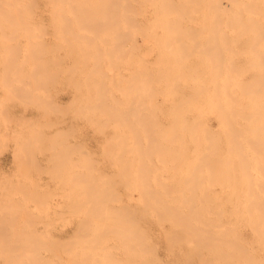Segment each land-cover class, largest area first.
<instances>
[{"label": "bare ground", "instance_id": "1", "mask_svg": "<svg viewBox=\"0 0 264 264\" xmlns=\"http://www.w3.org/2000/svg\"><path fill=\"white\" fill-rule=\"evenodd\" d=\"M5 3H6V5H11V6H15V7H17L18 9H21L23 6H25L24 4L22 5V2H20V0H3ZM23 1V0H22ZM29 2H32V0H28ZM34 1V0H33ZM35 1H37V0H35ZM50 1H52V2H58V1H56V0H50ZM63 0H61V2H62ZM78 1V0H77ZM94 1V2H93ZM92 2H93V5L96 7V5L95 4H98V3H101L102 5H106V4H108V3H105V1L106 0H102V2L100 1H97V0H93ZM107 1H110V2H112L111 4H112V6H110V7H112V8H114L113 7V0L111 1V0H107ZM106 1V2H107ZM116 1V0H115ZM118 1V0H117ZM127 1V0H126ZM144 1V0H143ZM150 1V0H149ZM163 1V3L162 4H168V6L169 5H172V3L175 1V0H162ZM180 1H182V0H180ZM180 1H177V2H179L178 4L177 3H173L176 7L174 8L173 7V9L174 10H172V11H175V9L177 10V8H181V9H184L183 11L185 12V11H188V8H189V4H190V2L189 1H192V0H189V1H187V0H183V2H181V3H183V4H180ZM185 1H187L189 4H187L188 6H185L184 5V2ZM199 3V5H198V3ZM196 1H192V3L193 2H196L197 3V6H200V2L202 3V2H205L206 0H196ZM211 2H213L212 0H210ZM227 1H230L232 4L231 5H233V4H239V3H243V5H245V7L243 6V8H241V7H239L240 5H238L237 6V8H236V10H238V12L236 11V12H234L235 10V8H233V6H229V4H228V6H226V4H224V5H222L221 4V1L220 0H216L215 1V3H213V5H209V7H212L211 8V10H210V8L209 7H207L206 9H208L209 11H213V13H214V19L213 20H215V22H213V21H210V19H212V18H209L208 20L210 21V23L209 24H207V25H212V24H214L215 25V28H213V29H211L212 30V32H210V34H209V31H210V29H208V28H212L213 27V25H212V27H210V26H208V28H203V29H205V32H206V30L208 29L209 31H207L208 32V34H206L205 32V35L204 36H207V38L205 37H203L204 39H202V37H201V39H200V35L201 36H203L202 34H204V33H202V34H199L200 32L199 31H203V29H202V27H204L202 24H204V23H202L201 22V25H202V27H201V29H196V32H198V33H195V35L193 34V32L192 31H194L195 32V29H192V27H188L189 25L191 26V24H189V25H186V26H184L185 28H186V31L188 30L190 33H188V35L186 34L187 32H185V33H183L182 32V30H185V28L184 29H179L181 26H178V24L180 25V23H178L177 21V19H175V17L173 18V17H171V21H176L178 24L176 25V24H174V26L176 27L177 26V28L175 29V27H173V28H171V29H173V31H176V35H178V36H180L181 35V33H183L184 35H187V38L188 39H186V40H189V38H191V37H193V38H191L190 40H192L193 42H198V43H200V46L202 45V43L204 44H207V45H209V46H205V47H201V49H199V50H202V52H203V50L205 51V53H207V54H205V56H208V57H210V63H212V61L211 60H213V67L211 66V70H210V73H211V75H212V80H210V81H208L207 82V85L208 84H214L213 86H209L208 85V87H203V85H199V83H198V85L200 86V87H192V86H190V87H187V86H178V83H179V85L181 84V82H188L187 80H178L177 78H176V76H179L178 74L179 73H181L180 71L178 72H176L175 71V73H174V70H173V72H169L168 70V66H169V63H163V59H164V57L162 58L161 56H160V53L158 54L159 55V57H161L160 58V60H161V62L163 63V64H166V68H167V70H166V72H165V74L167 75V74H169L170 73V76H171V80H169L170 78V76L169 75H167L168 76V78L169 79H167L166 78V80H165V85L168 83V85L167 86H169V84L171 83V84H173L174 83V85H175V87L174 86H172L171 85V87H161L159 84V86H157V84L156 83H159V80L160 79H155V77L153 76V78H152V76H150L151 74H155V69L152 71V72H150L149 71V69L148 68H146L145 66L147 65L148 66V64H146V65H144L143 64V62H142V64L144 65V66H142L141 64H139V66L141 65L142 67V69L141 68H138L139 66H136L135 67V69H137V71L135 70V69H132V70H135L136 71V74L135 73H132V75H133V78H132V80H131V83H132V81L133 80H135V82L133 83L134 84V86H131L132 87V89L134 88V90L136 91V94L135 95H133L132 96V93H131V90H130V87H129V85L127 84V86L129 87V90H127L126 88H123V86L121 85L122 83V80H124L126 77V75L125 76H123V78L124 79H122L121 81L119 80V79H117L118 81H120V82H118L117 81V83H115L116 85L118 84V83H121L120 85L121 86H119V88H122V89H126L127 90V93L128 92H130L131 93V96L133 97L132 99H134V100H132L131 99V102H134L135 104V107H134V109H132L133 108V106L131 107L130 105H128L129 106V108L128 109H123L122 107H120L119 108V106H120V101L122 100V97H124L123 95H122V97L120 98V101H118L117 103H115L117 106H118V103H119V106H118V108H119V110L117 111H115L114 109H117L116 107H114V102H116V100L118 99H114V94L115 93H111V97H113V101L111 102H108L107 100V98L108 97H106L105 95L107 94H105V88L106 87H110V85L109 86H106V87H104L105 85H106V83H102V82H105V80H104V78H102V76H101V80H103L102 82L100 81V79H99V83L97 82V81H95L94 79H95V75L96 74H90V76L91 75H94L93 76V83L95 84V86L97 87V89H96V91H98V93L100 92L99 90V88L101 87H99V85L100 84H104V86H103V88H102V91L101 92H103L104 94H103V97H102V93H99L100 94V98H102V101H101V99H100V102L98 101V102H94V100H96V99H92L91 98V101L93 102V103H95L96 105L95 106H93V107H97V106H99V108L98 109H101V110H103L107 115H108V117H105V119L104 120H101V119H99V121L101 122V124L103 123V121H105L104 123L105 124H103V125H105V127L104 128H102L103 130H99L100 132L102 131V133H104L105 132V128H107V126L108 125H110V122H126L125 124H128L129 122V124H132L131 126L129 125L128 127V129H130V131H132L131 132V134L132 135H129V136H132V138L131 139H133L132 141H133V144L132 145H130L129 147V150L130 149H133V150H135L137 153L135 154L134 153V156L135 155H138L139 157H137V162H139L140 164V166L137 168L138 170H137V172H136V175H135V177H136V179H137V181L140 183L139 184V187H141V190H140V188H138L137 186H136V183H137V181H135L136 179H134L135 177H130V178H132L136 183L134 184L133 182V186L132 187H137L140 191V196H142L141 197V199H139V202H141L142 203V205L140 206V208H138L139 210H136L135 209V211L134 210H132L129 206V203H125V204H127L128 206H122V208H119L118 209V207H120V204L117 206L116 205V207H114V205L112 206L111 205V207H112V210L113 211H111V207H110V205L108 206V205H106V204H108L107 202H106V200L107 199H115V195H113V192L114 191H116L115 189H114V187H113V189H114V191H112V186H111V188H109L110 187V184L112 183L113 184V178H115L116 176H118L119 178L121 177L122 178V176L121 175H123V174H121L122 173V171L121 170H123L124 171V169L127 167H130V165H132L133 164V158H132V164H130L129 166H126V167H123L124 169H122L121 168V170L119 169L118 171H121V173L119 174L118 173V171H117V174H119V175H117V174H115V176H114V173H113V175L111 174L110 176H114L113 178L111 177V180H110V184L109 185H107V183L109 182V177H108V174H110V173H107V175L105 176V174H103V175H101V178H108V182L106 183L105 181H104V183H106V184H104L103 185V187H102V184H103V182H101V189L98 191V189H99V187H94L93 185H95L96 184V182H97V180L96 181H94V183L95 184H93L92 182H91V180H92V174L90 173L89 174V172H92V170H94L92 167H94V165H93V162L92 161H94L92 158V161H91V159H90V157H88L90 160H89V162L92 164V167L91 168H89L88 169V171L90 170V169H92L91 171H89L88 172V174H86L85 172H84V175L86 174L87 176L86 177H88L89 179H87V180H82L81 179V177L83 176V174L82 175H80L79 173V169H77V170H75L76 168H74L73 170H75V171H78L79 173H76V174H79V177H77V175H75V176H73V177H77L76 179H77V182H75L76 180L73 178L72 180H70L69 178V180L70 181H72L71 182V186L72 187H74L73 186V182L74 183H76L77 184V186L80 184V186H83L84 187V192L83 193H87V195H86V197L85 198H87V199H85V198H83L84 200L83 201H80L79 199V204L81 203V202H83V204L81 203V205H83L84 206V201H86L87 200V202H88V200L90 201V199L88 198V197H90L91 198V200L92 201H90V205H91V207L90 208H92V206H93V211H94V213L95 214H91V212H90V210H89V214H90V216H91V218L92 217H96V216H98V218H100V217H102V218H100V219H96V218H94V220L96 219L97 220V224H98V233H93L92 231H91V233H89L88 231H86V228L87 227H89V225L91 224V220L89 221V217L87 216V213H83V214H86V216H87V219H85L86 220V222H87V224H89L87 227L86 226H83V227H86V228H83V227H81L80 226V221H78V224L77 225H79L80 227H81V229L80 228H78V229H76L77 230V232H75L74 233V235H72L73 237H74V239H73V237H70L69 235H68V237H66L67 238V240L65 241H63V242H66L67 244L65 245V244H63V242H59L57 239H55L54 240V242H53V245L52 246H50L51 245V241H52V239L54 238V236L53 235H56V234H53L52 236V239H51V241H48L49 239L46 237V235H44L43 233H42V231H39V232H37L36 231V233L39 235V236H41L40 237V239H38L39 238V236H37V239L35 238L34 240H40L39 242H41V240H42V242H43V245H42V243H41V245H42V247H45V249H46V247L49 249V250H51V249H57V247L56 246H58V245H63L62 247H61V249H59V250H61L60 252H63V251H65V249L66 250H68L67 249V247L69 248H71L72 246H68V245H71L72 243H73V240H75L74 241V245H76V244H78V245H80L79 247H84V251H85V253H84V251H82L83 252V254H85V258H84V255H83V259H85V261L88 259H91V258H93V255L94 254H100L101 252H100V250L101 249H104V251H105V249L106 248H104L106 245H104V242H105V239H107L106 237L110 234V233H112V234H114V235H118V236H120V237H122L123 238V241H122V239H121V241L123 242V246H124V251H126V253L128 254V261H126V264H153V263H150L149 261V257L152 255H150L149 257L148 256H146L147 258L146 259H148V260H145V258H143V259H141V261H138V262H132V263H130L131 261H130V256H131V254L132 253H134L136 256H134L135 258L138 256V254H140V255H142V253H144V251H147L148 250V248H147V243H149L148 241V238H146V236H145V234H146V229H145V227H144V225L142 226V225H140V223H139V220H140V218L142 217L140 214H142L143 215V213L144 212H146V213H154L155 214V217H159V218H161V220H163V221H167V222H169L175 229H177V230H183L184 232H186L187 231V233L185 234L184 232V234L185 235H187L188 233H189V239H188V237L186 238V239H188L189 240V242H190V240L192 239H194L195 240V245H194V243H191V244H193L192 246H195V247H193V248H195L194 250V252H195V254L198 256V259H197V262H201L200 260H199V257L201 258V256H202V254L199 252V250L200 249H202V248H208V249H211V250H213L214 252H215V255L214 256H216V257H220L221 258V260L223 259L224 260V262H225V259L224 258H226L227 260H226V263H228L229 262V264H230V262H233L234 261V259L237 261V262H239L240 264L242 263V264H264V22H263V20L262 21H258L259 19L261 20V18L262 17H260V18H258V15H261V13L262 14H264V0H227ZM1 0H0V6L1 7H3L2 5H1ZM28 2V6L29 5H31V7H33L34 8V2L31 4V3H29ZM54 2V6H55V3ZM80 2V1H79ZM83 3H84V1H82ZM87 2V1H86ZM85 2V3H86ZM91 2V3H92ZM95 2H98V3H95ZM103 2H104V4H103ZM109 2V3H110ZM119 3H120V0L118 1ZM118 2L116 3L115 2V4H118ZM130 2H131V0H130ZM129 2V3H130ZM142 2V1H141ZM140 2V3H141ZM147 2H148V0H147ZM151 2H152V0H151ZM151 2H149V3H151ZM156 3V1H153V3ZM208 2V1H207ZM206 2V3H207ZM27 3V2H26ZM36 3V2H35ZM38 3V2H37ZM36 3V4H37ZM40 3V2H39ZM65 3V2H64ZM69 3H71V2H69ZM84 3V4H85ZM91 3H90V5H91ZM95 3V4H94ZM125 3H127L128 5H129V3L128 2H125ZM139 3V2H138ZM143 3V2H142ZM141 3V4H142ZM145 4H146V2H144ZM153 3H152V5H153ZM157 3H159V5H161L160 4V1L158 0L157 1ZM156 3V4H157ZM191 3V4H192ZM195 3V4H196ZM209 3V2H208ZM3 5H4V3H2ZM22 5V7H18L17 5ZM35 4V5H36ZM45 4V3H44ZM68 4V3H67ZM84 4H83V6L81 7V9L83 8V7H86L87 5L89 6V4H85L86 6H84ZM110 4V5H111ZM126 4V6L125 5H120V8L121 7H124V9H126L125 10V12L126 11H130L131 9V11L135 14V13H137L139 16L141 15V14H139L141 11H139V8H136V5L134 6L133 5V3H132V7H131V3H130V6H128ZM210 4V3H209ZM212 4V3H211ZM259 4L261 5V6H259ZM26 5V6H27ZM38 5V4H37ZM40 5V4H39ZM60 5H62V4H60ZM69 5V4H68ZM71 5V4H70ZM93 5L92 6H90V8H92L93 7ZM102 5H100V7L102 6ZM138 5H140V4H138ZM138 5H137V7H138ZM147 5H148V3H147ZM150 5V4H149ZM148 5V6H149ZM158 5V4H157ZM156 5V6H157ZM181 5V6H180ZM27 6V7H28ZM42 6V5H41ZM73 6H75V5H73ZM97 6H99V4L97 5ZM107 6V5H106ZM146 6V5H145ZM144 6V7H145ZM162 6V5H161ZM161 6H159V7H161ZM180 6V7H179ZM184 6V8H182ZM191 6V5H190ZM192 6L194 7V4H192ZM191 6V7H192ZM196 6V7H197ZM204 6H207V4L206 5H204ZM234 6H236V5H234ZM0 7V8H1ZM5 7V6H4ZM4 7L2 8V9H4ZM7 7V6H6ZM27 7H26V13L28 14V12L32 9L31 7H28L29 9V11H27ZM37 7V6H36ZM36 7H35V9H36ZM39 7V6H38ZM43 7H44V5H43ZM79 7H80V5H79ZM95 7H94V9H95ZM128 7H130L129 8V10H128ZM134 7V8H133ZM142 7L143 6H141V9H142ZM151 7V6H150ZM164 7V6H163ZM170 7V6H169ZM187 7V10L185 9ZM200 7H202L201 9H203L204 7L201 5ZM200 7H197V8H194V10L195 11H197L196 13H199L198 12V10H201V9H199ZM239 7V8H238ZM9 8V9H8ZM14 7H12V10H13V12H15L16 11V9H13ZM23 8H25V7H23ZM44 8H48V7H44ZM61 8V7H60ZM64 8V7H63ZM98 8V7H97ZM101 8H103V7H101ZM101 8H99L100 10H101ZM111 8V9H112ZM116 8V7H115ZM117 8L118 9H120L119 8V5H117ZM116 8V11H120V13H121V11L123 10H118ZM155 6H154V13H158V12H155ZM165 8V7H164ZM164 8H163V11H164ZM166 8H167V5H166ZM165 8V9H166ZM38 9V8H37ZM50 9H52V7L50 8ZM56 9V8H55ZM62 9V8H61ZM73 9V8H72ZM84 9H87V10H89L88 8H84ZM93 9V10H94ZM105 9H107L106 7L103 9V10H105ZM133 9H138V11L136 12V10H133ZM140 9V10H141ZM146 9V8H145ZM160 9H162V8H160ZM160 9H159V12L161 13V11H160ZM172 9V8H171ZM171 9L170 10H168V8L166 9V10H168L170 13L172 12L171 11ZM192 8H190L189 9V11L191 10ZM198 9V10H197ZM205 9V8H204ZM243 9H245V11H247L250 15L252 14V15H254V16H257V18L255 17V18H252V17H254V16H250L252 19H257L256 21H254V22H251V19L249 18L248 20L249 21H247V19L246 18H244V13H241V10H243ZM6 10V12L8 11V10H11L10 9V7H7V9H5ZM5 10L3 11V12H5ZM39 10V9H38ZM57 10V9H56ZM63 10V9H62ZM65 10V9H64ZM79 10V9H78ZM91 10V9H90ZM96 10V9H95ZM144 10V9H143ZM149 10V9H148ZM152 10V9H151ZM164 11V15L162 16V17H166V13L168 12V11ZM179 10V9H178ZM194 10H192L193 12H195ZM262 10H263V12H262ZM21 11V12H20ZM17 10V12H19V13H21L22 14V10ZM37 11V10H36ZM54 10H52V12H53ZM86 11V10H85ZM111 11H113V9L111 10ZM146 11V10H145ZM157 11V10H156ZM162 11V12H163ZM181 11V10H180ZM183 11H181V12H183ZM207 11V10H206ZM240 11V12H239ZM12 11H8V13H10L11 15H12V13H11ZM35 14H36V12L35 11H33ZM33 12L32 11H30L29 12V14H33ZM64 12V11H63ZM63 12H59V14L60 13H63ZM66 12V11H65ZM65 12H64V14L63 15H67V14H65ZM72 12V11H71ZM81 12L83 13V15L86 13V12H83V11H79V13H80V16H81ZM88 12V14L90 15L91 13H89V11H87ZM92 12V11H91ZM98 13V9L96 10V11H94V17H95V15H96V13ZM99 12H102V11H99ZM106 14L109 12V10L107 9V12H106V10L104 11ZM139 12V13H138ZM148 12V11H147ZM168 12V13H169ZM179 11H177V13H178ZM181 12L179 13V14H181ZM210 12V13H211ZM243 12V11H242ZM0 13H2L1 11H0ZM55 13H57L56 11H55ZM73 13V12H72ZM76 13V9H74V13L73 14H75ZM93 13V12H92ZM103 13V12H102ZM117 13V12H116ZM126 13H128V12H126ZM144 13H146V12H144ZM201 14H202V12H200ZM199 13V14H200ZM203 13L204 14H206L204 11H203ZM213 13H211L210 15L213 17ZM14 14H16V16H18V14L15 12ZM13 14V16H15ZM26 14V15H27ZM27 15V16H31V15ZM35 14H33L32 16H34L35 17ZM58 14V13H57ZM69 14H70V12H69ZM101 14V13H100ZM106 14H105V16H106ZM113 13L112 12H110V14L108 13V15L110 16L111 15V17L113 16L112 15ZM123 14H124V12H123ZM137 14H135V15H137ZM159 14V13H158ZM185 14H187V13H182L180 16H177L176 15V17L178 18V19H180V17L182 16V15H185ZM199 14H197V15H199ZM243 14V15H242ZM4 16H7V18H9V16L8 15H5V13L3 14ZM2 15V16H3ZM20 15V14H19ZM23 15H25V14H22V16ZM63 15H60V16H62L63 17ZM83 15H82V17H83ZM98 15V14H97ZM116 15L117 14H115V17H116ZM125 15V14H124ZM126 15H128V17H130L129 15L130 14H126ZM134 15V16H135ZM142 15H143V11H142ZM155 15V14H154ZM168 15V14H167ZM190 15V14H189ZM187 16V17H189V18H192L193 16H194V14L192 13V15H191V17L190 16ZM196 15V14H195ZM196 15V16H197ZM207 15H208V13H207ZM13 16H11V17H13ZM31 16V18H33ZM41 16V15H40ZM39 16V17H40ZM53 16V15H52ZM67 16H70V15H67ZM67 16H66V19H68L67 18ZM76 16H78V14L76 15L75 14V18H76ZM86 16V15H85ZM84 16V17H85ZM93 15L91 14V18L92 19H90L89 18V23H91V25L93 24V26H91V28L93 27H95L94 26V23L96 24V23H98L99 22V25L97 24V26H100V25H105V23L104 24H100L101 23V19L100 18H102V17H98V16H96V17H98L96 20H99L100 19V21H96L95 19H93V17H92ZM100 16V15H99ZM104 16V18H105V20L104 21H106L107 20V18H108V20H109V16H107V18ZM118 16V15H117ZM121 16V14L119 15V17H116L117 18V20L119 19H121L122 18V16ZM131 16V18H135V17H137V16ZM145 16V15H144ZM143 16V17H144ZM157 16V15H156ZM159 16H160V14H159ZM168 16H170V15H168ZM195 16V17H196ZM203 17H204V15H202ZM210 16V17H211ZM264 16V15H263ZM1 17V16H0ZM29 17H26V20L28 21L29 19H27V18H29ZM44 17V16H43ZM54 17H55V15H54ZM58 17H59V15H58ZM81 17V18H82ZM88 17H90V16H86L85 17V20L87 21V23H88ZM95 17V18H96ZM154 17V16H153ZM153 17H152V21L154 20L153 19ZM158 17V16H157ZM162 17L160 18V21H159V17L158 18H156L155 20H156V27H158L157 26V19H158V21H159V23L161 22V21H163V20H161L162 19ZM185 17V16H184ZM184 17H181L182 19H184ZM195 17H193V19H191V20H195ZM208 17H209V15H208ZM207 17V18H208ZM18 18V17H17ZM16 18V19H17ZM21 17H19V19H18V23H14V22H12L13 23V25L15 26V25H17V24H20V23H24L25 25H26V23L28 24V22H30V20L27 22L26 20H24V22L22 21L21 22V19H20ZM23 18H24V16H23ZM70 19H71V21L74 19V16L72 17H69ZM87 18V19H86ZM113 18V17H112ZM126 18V17H125ZM124 18V19H125ZM138 18V17H137ZM140 18V17H139ZM138 18V19H139ZM186 18V17H185ZM200 18H202L201 16H200ZM206 18V19H207ZM2 19V18H1ZM25 19V18H24ZM42 19V18H41ZM44 19V18H43ZM47 19V18H46ZM64 19V18H63ZM62 19V20H63ZM115 19V18H114ZM128 19V21L130 20V18H126L125 20H127ZM136 19V18H135ZM134 19V20H135ZM150 19V18H149ZM164 19V18H163ZM182 19H181V21H182ZM187 19V18H186ZM197 19V18H196ZM203 19V18H202ZM245 19H246V21H245ZM20 20V21H19ZM23 20V19H22ZM55 20V19H54ZM57 20V19H56ZM78 20H79V18H78ZM92 20L94 21V23H92ZM116 20V21H117ZM118 20V21H119ZM123 20V19H122ZM137 20V19H136ZM136 20H135V23H136ZM141 20V19H140ZM166 20V19H165ZM168 21H167V26H173V24H171V23H173V22H170L169 21V19H167ZM185 20V19H184ZM190 20V19H189ZM204 20V19H203ZM9 21V20H8ZM25 21H26V23H25ZM35 21L36 20H34V22H32L33 24L35 23ZM40 21V20H39ZM42 21V20H41ZM45 20H43V22H44ZM60 21V20H59ZM59 21H57V22H59ZM117 21V22H118ZM151 21V20H150ZM180 21V20H179ZM198 21V20H197ZM199 21H201V20H199ZM198 21V23H200ZM253 21V20H252ZM4 22H7L6 20L4 21ZM10 22V23H11ZM20 22V23H19ZM37 22V21H36ZM67 22V21H66ZM75 22H77L78 23V21H76L75 20ZM82 21H79V23H81ZM107 22V21H106ZM110 25L112 24L111 22H113V21H111V19H110ZM108 22V23H109ZM115 22V21H114ZM116 22V24H118ZM121 22V21H120ZM123 22V21H122ZM130 22H132V24H133V21H130ZM130 22L126 25L127 27L128 26H130ZM138 22V21H137ZM183 22V21H182ZM195 22H196V20H195ZM206 23H208V21H205ZM211 22H213V23H211ZM2 23H3V19H2V22H1V24H0V26L1 27H3L2 26ZM11 23V24H12ZM46 24H43V23H41V24H43L42 26H44V29H43V31L45 30V26L47 27V22H45ZM50 23V22H49ZM52 23V22H51ZM62 23H64V22H62ZM61 22H60V24H62ZM68 23V22H67ZM72 23H74V22H72ZM71 22H69V24H70V26H71V24H72ZM84 23H86V22H83V24ZM102 23H103V21H102ZM124 23V22H123ZM123 23H119V24H123ZM158 23V24H159ZM161 23H163V22H161ZM10 24V25H11ZM24 24H22V25H24ZM31 24V23H30ZM39 24V23H38ZM54 23H52V25H53ZM56 24V23H55ZM59 24V25H60ZM65 25H60L61 27H62V29H63V27L65 28V27H68L69 26V24H67V26H66V23H64ZM118 24V27H119V30L121 31V29L122 28H120V26L121 25H119ZM137 24V23H136ZM139 24H141L140 22H139ZM138 24V25H139ZM154 24V23H153ZM152 24V25H153ZM181 24H183V23H181ZM196 24V23H195ZM4 25V24H3ZM7 25V24H6ZM58 25V24H57ZM75 25V24H74ZM81 25V24H80ZM89 25V24H88ZM88 25H84L85 27L86 26H88ZM106 25H108L107 26V28L106 29H108L109 27H110V25L109 24H107L106 23ZM106 25H105V27H106ZM137 25V27H136V29L135 30H137L138 28L140 29V26L141 25H139L138 26ZM161 25V24H160ZM163 25H165V24H163ZM162 25V26H163ZM196 25H198V24H196ZM48 26H49V24H48ZM55 26V25H54ZM73 26V25H72ZM75 26H77V25H75ZM90 26H88V29L90 28ZM96 26V27H97ZM114 26V23H113V25L111 26V27H113ZM124 26V25H123ZM132 26H134V25H132ZM150 26V25H149ZM183 26V25H182ZM1 27H0V29H1ZM6 27H8V26H6ZM17 27V26H16ZM21 27V26H20ZM19 27V28H20ZM25 26H23V28H24ZM51 27H53V26H51ZM58 26H56V27H53L54 28V30H56V28H57ZM131 27V26H130ZM143 27V26H142ZM145 27V29H147L148 27H146V25L144 26ZM170 27H168L169 29H170ZM179 27V28H178ZM231 28L232 27V29H233V27H235V28H237V30L235 31V32H233V33H235V35H236V33L238 34H240V35H242L243 36V34H248V36L250 35L251 36V34H252V38L250 39V38H247L248 39V41L250 42L248 45H249V47L251 48V51L253 52V53H255V56L253 57V59L254 60H252L253 61V63L251 64V66L253 67V68H258L259 67V69L258 70H253V73L251 74L253 77H250V78H241L240 76H239V74H242V72H244V71H247V70H245L244 68H240V69H242V72L240 71V69L238 68L239 66H234V68H237V69H234L233 68V62L235 61V59L234 60H232L233 62L231 63V59H229L230 57H228V53L226 54V51H232V52H230V53H232L233 54V52H234V49H235V47H239V46H241V45H239L238 43H240V44H242L244 41H246L247 39H245L244 38V36H246V35H244L241 39H243V42H241V39H240V42L238 41V43L234 40V39H232V37L233 36H231L230 37V39H232V40H230L229 39V32L231 31V29H230V31H228V35H227V31H225V29L226 28ZM4 28H5V25H4ZM26 28H29L28 27V25H27V27ZM72 28H75L74 26L73 27H70V29H69V27H68V29H64L66 32H68V30H71ZM77 28H80V27H76L75 29H77ZM82 28V27H81ZM87 28V27H86ZM86 28H84V29H86ZM129 28V27H128ZM134 28H135V26H134ZM164 28H166V26L164 27ZM196 28V27H195ZM198 28H200V26L198 27ZM235 28H234V30H235ZM16 28L14 27V29H12V31L14 32V30H15ZM18 29V28H17ZM16 29V30H17ZM21 29H22V27H21ZM25 29V28H24ZM37 29H38V27H37ZM39 29H40V27H39ZM50 31H52L50 28H48ZM95 29V28H94ZM98 29H100L99 27L98 28H96V35H97V32H100ZM114 29V28H113ZM116 30L118 29L117 28V26H116V28H115ZM130 29L131 28H129V31L128 30H126L125 28H123V32H125V31H128V32H132V33H134L133 32V30L132 31H130ZM138 29V30H139ZM144 29V28H143ZM156 29V28H155ZM169 29H167L166 31H169ZM170 29V30H171ZM15 30V31H16ZM20 30V29H19ZM30 28H29V32H30ZM49 30H47V32L49 31ZM53 30V31H54ZM58 30V29H57ZM74 30V29H73ZM72 30V32L74 33V31ZM101 30L103 31V26H101ZM109 30V29H108ZM108 30L106 31L107 32V34H108ZM116 30H114L115 31V33H117L116 34V36H117V38H119V36H120V34H122V31L120 32L119 30H118V32L116 31ZM137 30V31H138ZM148 30L150 31V29L148 28ZM148 30H146L147 32H148ZM157 30V29H156ZM159 30H161L160 29V27H159V29H158V31ZM164 30V29H163ZM227 30H229V29H227ZM32 31V30H31ZM36 31V30H35ZM39 31V30H38ZM64 31V32H65ZM78 31V30H77ZM76 30H75V32H77ZM87 31V30H86ZM91 31V30H90ZM101 31V32H102ZM136 31V32H137ZM143 30H142V28H141V31L139 30V32L141 33V34H143V32H142ZM145 31V32H146ZM166 31H165V33H166ZM173 31H171V32H173ZM177 31H179V33L177 34ZM233 31V30H232ZM1 32L3 33V29H1ZM0 32V33H1ZM5 32V31H4ZM13 32H11L10 33V35H12V33ZM17 32H19L18 30H17ZM21 32V31H20ZM19 32V35H16L17 37H19L20 36V34H21V36L23 37H26V33L28 32L27 30H26V33H25V31L24 30H22V32L20 33ZM28 32V33H29ZM45 32V31H44ZM44 32H42V33H44ZM46 32V33H47ZM56 32V31H55ZM60 34H65L63 31H58ZM80 30L77 32V34L75 33L74 34V37H76L75 39H76V42H78V44H80V46H84L85 47V45H81V41H78L79 39L80 40H82V42L88 37H85L86 36V34H82V36H84L85 37V39L82 37V39H81V37L79 38V37H77L76 35H79V36H81V33H83V32H85V30H83L82 32H80ZM93 32V31H92ZM91 32V33H92ZM110 32V31H109ZM135 32V34H134V36L135 35H138L137 33ZM155 32V31H154ZM170 31H169V34L171 33ZM250 32H252L251 34H249ZM24 33V34H23ZM27 33V34H28ZM31 33V32H30ZM29 33V34H30ZM50 33V32H49ZM71 33V32H70ZM86 33H88L89 34V32L87 31ZM132 33H130V34H127V35H129V36H132ZM164 33V32H163ZM163 33L161 32V34L162 35H160L161 37L163 36ZM230 33H232V32H230ZM5 34V33H4ZM15 34H18V33H15ZM14 33H13V35H12V37L15 35ZM28 34V35H29ZM38 34V33H37ZM40 34V33H39ZM45 34V33H44ZM51 34V33H50ZM52 34H53V32H52ZM55 34V33H54ZM57 34V33H56ZM68 34V33H67ZM100 34V33H99ZM103 34V33H102ZM105 34V33H104ZM104 34H103V36H104ZM107 34H105V35H107ZM111 34V33H110ZM124 34H126V32L124 33ZM123 34V35H124ZM145 35L144 36H146L147 34L146 33H144ZM157 34V33H156ZM159 34V33H158ZM172 34V33H171ZM180 34V35H179ZM181 35V37L180 38H182V39H179V38H177V36H175V38H174V36L173 37H168L167 35V37L166 38H173V39H166L165 38V43L167 44L168 43V45L166 46V47H168L169 49L170 48H172L171 47V44L175 47V45L177 46V45H179L178 43H181L182 41H183V36L184 35ZM197 34V35H196ZM2 34H0V36H1ZM32 35L33 34H31V37H32ZM34 35H36V32H35V34ZM47 36L49 35V34H46ZM58 35V34H57ZM57 35H54V36H57ZM61 35V36H62ZM70 35H72V34H70ZM92 35H94V33L92 34ZM92 35H90V36H92ZM140 35V34H139ZM151 35H153V34H150V32H149V36H148V38H153V36H151ZM165 35V34H164ZM191 35H193V36H191ZM232 35V34H231ZM234 35V36H235ZM240 35H238V36H240ZM6 36H9V33L8 34H6ZM5 36V38H7ZM16 36H15V38H16ZM20 36V37H21ZM38 36V35H37ZM50 36V35H49ZM54 36H51L52 38L54 37ZM63 36H64V38H63ZM62 36V38L64 39V40H66V43H68V44H66V45H69V42H67V40L68 41H70L69 39H67L69 36H66V35H63ZM89 36V37H90ZM102 36V37H103ZM108 36V35H107ZM107 36H106V38H105V40L106 39H108L107 38ZM113 37H114V34L112 35ZM151 36V37H150ZM157 36L158 37H160L159 35H156V40H155V38H154V41H160V39L158 38L157 39ZM170 36H172V35H170ZM195 36H197V37H195ZM227 36H228V38H227ZM11 37V38H12ZM41 37V36H40ZM65 37H67L66 39H65ZM73 37V36H72ZM99 37H101V34H100V36ZM101 37V38H102ZM126 37V36H125ZM136 37V36H135ZM134 37V38H135ZM154 37H155V34H154ZM160 37V38H161ZM236 37H237V35H236ZM1 38V37H0ZM8 38H10V37H8ZM7 38V39H8ZM14 38V39H15ZM28 38V37H27ZM29 38H30V36H29ZM28 38V39H29ZM70 38V37H69ZM90 38H92V41L94 40V42H96L95 41V39H96V36L94 37V36H92V37H90ZM95 38V39H94ZM98 38V37H97ZM104 38V37H103ZM111 38V37H110ZM144 38H146V37H144ZM184 38H186V36L184 37ZM197 38H199V39H197ZM234 38V37H233ZM13 39V40H14ZM19 39V38H18ZM71 39V38H70ZM84 39V40H83ZM136 39V38H135ZM135 39H133V40H135ZM162 39H164V38H161V41H162ZM236 39V38H235ZM245 39V40H244ZM3 40V39H2ZM10 40V39H9ZM87 40H89V38L88 39H86V41ZM102 40V39H101ZM112 40H113V38H112ZM127 40H128V38H127ZM132 40V39H131ZM146 40H147V38H146ZM169 40L170 42H171V44L169 43V41L167 42V41ZM235 42H234V41ZM41 41V40H40ZM58 41V40H57ZM60 41H63V40H61L60 39ZM92 41H90L89 40V42L90 43H92ZM98 41H99V39H98ZM97 41V43L99 44L100 42H98ZM107 41V40H106ZM110 41V39L108 40V42ZM116 41V40H115ZM129 41V40H128ZM136 41V40H135ZM134 41V42H135ZM138 41V40H137ZM141 41H144V39H142ZM141 41H138V43L139 42H141ZM154 41H153V43H154ZM161 41H160V43H161ZM184 41H185V39H184ZM231 41H232V45H234L235 43H237L238 45L237 46H234V49H233V46H230L231 44H229V47H228V45H226V46H224L223 45V43H226V44H228L227 42H230L231 43ZM247 41V42H248ZM72 42H74V41H72V39H71V41H70V43H72ZM85 42V41H84ZM88 42V43H89ZM105 42V41H104ZM113 42V41H112ZM111 42V43H112ZM146 42V41H145ZM174 42H176V43H174ZM188 41H186V42H183V43H185V44H183V43H181V46H182V44H183V46H184V49L183 48H181V46H178V47H176L175 49H177V48H181V49H183V50H185V46H186V43H187ZM192 42V43H193ZM233 42H234V44H233ZM253 44H252V43ZM61 43V44H60ZM86 43V42H85ZM105 43H107V42H105ZM110 43V42H109ZM113 43H115V42H113ZM120 45H122L121 44V42H118ZM118 43L115 45V47L116 46H120V45H118ZM126 43V42H125ZM128 43V42H127ZM152 43V46H154V44ZM160 43H158L157 45H158V48H157V50L158 51H160L159 49V47H160ZM164 43V44H165ZM174 43V44H173ZM196 43H194V44H196ZM245 43V42H244ZM244 43L242 44V45H244ZM56 44V43H55ZM54 44V45H55ZM64 44V41L63 42H59V44H57V45H55V46H58V48L59 47H61L62 45ZM98 44H96L95 43V45H97L98 46ZM101 44V43H100ZM129 44V43H128ZM135 44V43H134ZM143 44H145V43H143ZM155 44H156V42H155ZM188 44V43H187ZM193 44V45H194ZM250 44H251V46H250ZM74 44H72V46H73ZM75 45H77L76 43H75ZM75 45H74V47H75ZM87 45H89V44H87ZM104 45V44H103ZM112 45H114V44H112ZM112 45H108V47H106V48H110ZM123 47H125V45L126 44H124L123 43ZM130 45H133V43L132 44H130ZM139 45H140V43H139ZM190 45V44H189ZM192 45V44H191ZM190 45V46H191ZM261 45V46H260ZM52 46V45H51ZM50 45L48 46L47 45V47H49V49H47V47H46V50L47 51H49L50 49L51 50H53L54 49V47H53V49H52V47H51ZM70 46V45H69ZM69 46H68V48H69ZM71 46V47H72ZM78 46V45H77ZM91 46H93V44H91ZM105 46H107V44L106 45H104V47ZM152 46H150L151 48H152ZM182 46V47H183ZM188 46V45H187ZM189 46V47H190ZM195 46V45H194ZM194 46H192V47H190L191 49H186L187 50V52H188V54H190V51L189 50H192V52L195 50V48H194ZM200 46H199V44L197 45V46H195L196 48H200ZM245 46H247V44L245 43ZM245 46H243L244 48H242V50L243 49H245V48H247V47H245ZM67 47V46H66ZM87 47V46H86ZM100 49H101V47L100 46H98ZM96 48V49H98V51H99V54H98V56L100 55V53H101V51L99 50V48ZM114 47V46H113ZM113 47L112 48H110L109 50H114L115 49V47H114V49H113ZM130 47V46H129ZM135 48H136V46H134ZM138 47V46H137ZM149 47V46H148ZM150 47H149V50H150ZM162 47V51H160V52H163L164 53V51L166 52V50L168 49H166V50H164V48H163V45L161 46ZM237 47V48H238ZM242 47V46H241ZM249 47H248V49H249ZM57 48V49H58ZM76 48V47H75ZM79 48H81V47H79ZM106 48H104V49H106ZM134 48V49H135ZM139 48V50L141 49L140 48V46L138 47ZM155 48V47H154ZM237 48L235 49L236 51H238L237 50ZM240 48V47H239ZM69 49H74V48H69ZM85 49V48H84ZM87 49V48H86ZM85 49V50H86ZM89 49H94V48H90V46H89ZM107 49V50H108ZM117 49V48H116ZM115 49V50H116ZM123 49V48H122ZM122 49H121V46H120V49H119V51H118V53L117 54H115L116 52H112V51H110L111 53H114L115 54V57L116 56H118V54H119V56L120 57H118V58H120L121 59V61H122V57H125V55L124 54H127L126 52H128L129 50V48L127 49V46L123 49V50H125V49H127L126 50V52L125 51H123V52H125V53H119V52H121L122 51ZM168 49V50H169ZM174 49V48H173ZM171 50L170 49V51H174L175 52V49L174 50ZM67 50V49H66ZM81 51L83 50V47L80 49ZM102 50H103V48H102ZM107 50L106 51H104V52H106V54L108 55L109 54V56L111 55L110 54V52H107ZM121 50V51H120ZM179 50V49H178ZM183 50H181V52L183 51ZM198 50V51H199ZM242 50H240V51H242ZM246 50V49H245ZM54 51V50H53ZM61 51V50H60ZM89 51V50H88ZM87 51V52H88ZM91 51V50H90ZM146 51H148L147 49H146ZM146 51H144V52H146ZM196 51V50H195ZM240 51H238V52H235L236 53V55H238L239 56V52ZM248 51H250V49L248 50ZM50 52V51H49ZM68 52V51H67ZM66 52V53H67ZM86 51H82L81 53H82V55L81 56H84V57H86L87 58V56L86 55H89V54H87V52L85 53ZM92 52V51H91ZM137 52V51H136ZM135 52V53H136ZM149 52V51H148ZM151 52H153V48H152V51ZM177 52H180V51H177ZM177 52H175L176 54V57L178 58V56H177ZM180 52V54H181V56H183V58L182 57H180L179 56V58H181V59H184V61L183 62H185V60H187L188 58H186V56H188V54L184 57V55H185V51H183L182 53ZM185 52V53H184ZM201 51H199V53L201 54L202 53ZM251 52V53H252ZM78 53V52H77ZM83 53H85L84 55H83ZM95 53V52H94ZM133 53V52H132ZM134 53V54H135ZM138 53H140V52H138ZM154 53V52H153ZM158 53V52H157ZM166 53H168V52H166ZM165 53V54H166ZM242 53V52H241ZM243 53H246L244 50H243ZM249 53V52H248ZM56 54V53H55ZM61 54V53H60ZM96 54V53H95ZM95 54H91V56H94ZM101 54H103V52L101 53ZM120 54H123V56L122 55H120ZM150 54V53H149ZM164 54V55H165ZM179 54V53H178ZM179 54V55H180ZM182 54H184V55H182ZM199 54V55H200ZM79 55V54H78ZM77 55V61L75 62V58L73 59V61L75 62V63H77L78 61H79V56ZM132 55V54H131ZM130 55V56H131ZM143 55V54H142ZM147 55H148V53H147ZM153 55V54H152ZM156 56H157V54H155ZM166 55H168L166 58L167 59H171L172 57H170L169 55H170V52H169V54H166ZM173 55V54H172ZM196 56H197V54H195ZM198 55V56H199ZM243 55V54H242ZM248 55V54H247ZM46 56H47V54H46ZM49 57H50V54L48 55ZM65 56H66V54H65ZM91 56H88V58L90 57L91 58ZM102 56V55H101ZM106 56V55H105ZM122 56V57H121ZM127 56V55H126ZM137 56H138V54H137ZM144 56V55H143ZM155 56V58L158 60V58ZM190 56V55H189ZM191 56H192V54H191ZM201 56H203V53H202V55ZM229 56H231V54H229ZM235 56V55H234ZM48 57V58H49ZM55 57V56H54ZM64 57V55L62 56L61 55V57H59V59H53V63H56V62H60L61 60L60 59H62ZM100 57V56H99ZM103 57H104V55H103ZM107 57V56H106ZM113 57V56H112ZM136 57V56H135ZM138 57H142V56H138ZM137 57V58H138ZM169 57V58H168ZM175 56H174V58L175 59H177ZM194 57V56H193ZM208 57H205L206 58V61H207V59H208ZM236 57V56H235ZM247 57V56H246ZM47 58V57H46ZM46 59V61L47 60H51L50 58L49 59ZM56 58V57H55ZM86 58H84V59H86ZM89 58V59H90ZM94 58V57H93ZM98 57H96L95 56V59H94V61L92 62L93 63V65L96 63H98L97 64V67H98V65L100 66V60L102 61V60H105L106 62H104L103 63V65H105V63L106 64H108V62L110 61L111 63L112 62H115L116 61V58H110V59H112V60H109L108 62H107V60L105 59V58H102L101 59V57H100V60L97 62H95V60L97 59ZM126 58V57H125ZM136 58V59H137ZM178 58V59H179ZM199 58H201L200 56H199ZM203 58V57H202ZM247 58H251V57H247ZM88 59V60H89ZM114 59H115V61H114ZM131 59V58H130ZM136 59H134V60H136ZM154 59V58H153ZM156 59L154 60V62L156 61ZM204 59V58H203ZM227 59L228 60H230V61H228V62H230L231 63V65L230 66H232V70L231 69H229V70H225L224 69V66L227 64L226 63V61H227ZM233 59V58H232ZM57 60V61H56ZM63 60V59H62ZM66 59H64V61H65ZM68 60V59H67ZM88 60L86 59V61L88 62ZM93 59H91V60H89V62L91 63V61H92ZM128 60V59H127ZM142 59H140V61H141ZM171 60H173L174 61V59H171ZM192 60V59H191ZM202 60V59H201ZM237 60V59H236ZM70 61V60H69ZM85 60L83 61V58H82V62L84 63V64H86L85 62H86ZM117 61H119L120 62V60L118 59ZM142 61H144V58H143V60ZM145 61H147V60H145ZM176 61V60H175ZM178 61V60H177ZM176 61V62H177ZM181 60L179 59V61L178 62H180ZM188 61V60H187ZM195 61V60H194ZM193 61V62H194ZM203 61H205V60H202V63H203ZM205 61V64H209V62L207 63ZM249 61V63H251V60L249 59L248 60ZM66 62V61H65ZM82 62H81V64H82ZM88 62V63H89ZM95 62V63H94ZM123 62V61H122ZM122 62H120V64H122ZM130 62V61H129ZM127 63L128 65H130V63ZM149 63H150V61H148ZM161 62H159V64L161 65V66H163L162 65V63ZM168 62H170L171 63V61L170 60H168ZM177 62V64H179ZM182 61H181V63H183ZM197 62V61H196ZM47 63H48V61H47ZM73 64V63H70V64H68L67 66L70 68V66L71 65H74V66H76V64ZM90 63L89 64H87V66L88 65H90ZM102 63V62H101ZM116 63H118V62H115L114 64H116ZM126 63V62H125ZM136 63H137V61H136ZM152 63H153V61H152ZM158 63V62H157ZM157 63H155L156 64V66L158 67V65H157ZM186 63V62H185ZM185 63H183V67H184V65H185V68H183V69H187L188 67L189 68H191L192 69V67L189 65H187V68H186V64ZM199 63H201V62H199ZM201 63V64H202ZM84 64L82 65V67H84ZM113 64V63H112ZM112 64H111V66H112ZM127 64H125V65H127ZM134 64V63H133ZM132 64V65H133ZM151 64V63H150ZM154 64V63H153ZM153 64H151V65H153ZM176 63L174 64V66L173 67H175V69H176V66L175 65H177ZM50 65V64H49ZM55 65V64H54ZM70 65V66H69ZM93 65L91 64V67L89 66V67H87V68H91L92 69V67H93ZM151 65H150V68L152 69V67H151ZM171 65V64H170ZM198 64H196V66H197ZM228 65V64H227ZM226 65V66H227ZM67 66H65V68H63L64 70L65 69H67L68 71H69V69L67 68ZM86 66V65H85ZM115 66V65H114ZM116 66H118V65H116ZM124 66V65H123ZM161 66H159L158 68H156V72H158V70L160 69V68H164V67H161ZM193 66V65H192ZM200 66V65H199ZM250 65L248 66V68L249 67H251ZM57 67V66H56ZM81 67V66H80ZM80 67H78L79 68V71H81V69H83L82 67L80 68ZM97 67H95V68H93V70L94 69H96ZM104 67V66H103ZM103 67L101 66L100 67V72H102L103 71ZM113 67V66H112ZM121 67V66H120ZM126 67H128V66H126ZM143 67H145L146 69H143ZM170 67V66H169ZM202 67V66H201ZM200 67V68H201ZM208 67H209V65H208ZM228 67V66H227ZM37 68V67H36ZM75 68V67H74ZM77 68V69H78ZM116 68V67H115ZM114 68V69H115ZM130 68V67H129ZM131 68H133L132 66H131ZM130 68V69H131ZM165 68V69H166ZM181 68V67H180ZM193 68H195V65H194V67ZM200 68H198V69H200ZM214 68V69H213ZM229 68H231V67H229ZM247 68V69H248ZM38 69H40V68H37V71L39 72V70ZM107 69V68H106ZM110 69V68H109ZM122 69V68H121ZM123 69H124V67H123ZM150 69V70H151ZM164 69V70H165ZM171 69V68H170ZM197 69V67H196V69H194V71H192V72H194L196 75L197 74H201L202 75V73L200 72V71H204L205 72V70L202 68L200 71ZM239 69V70H238ZM244 69V70H243ZM72 70H74V69H72ZM86 70V69H85ZM84 70V71H85ZM98 70V69H97ZM96 70V71H97ZM99 70L97 71V72H99ZM105 70V69H104ZM108 70V69H107ZM111 70V69H110ZM110 70H108V71H110ZM143 70H146L145 72H147L146 74H147V77H146V74H144V73H142V72H144ZM181 70V69H180ZM249 70H250V68H249ZM56 71H58V70H56ZM60 71V70H59ZM62 71V70H61ZM78 71V72H79ZM87 71V70H86ZM89 71V70H88ZM95 71V72H96ZM107 71V73L105 74V75H107L109 72ZM116 71V70H115ZM115 71H113V72H115ZM118 71H120L119 69H118ZM188 71V72H187ZM187 75H188V77H189V75L192 77V75H191V70H189V69H187ZM196 71H197V73H196ZM198 71H199V73H198ZM252 71V70H251ZM38 72H36V74L38 73ZM64 72V71H63ZM65 72H67L66 70H65ZM77 72V71H76ZM94 72V71H93ZM99 72V73H100ZM104 73L106 72V71H103ZM102 72V73H103ZM111 72V71H110ZM150 72V73H149ZM154 72V73H153ZM160 72V71H159ZM162 72H163V70H161V74H162ZM185 72V73H186ZM85 73L86 72H84L83 74H84V76H85ZM89 73V72H88ZM112 73V72H111ZM119 73V72H118ZM123 72H121V74H122ZM171 73L174 75L175 74V79H174V77H172V75H171ZM35 74V75H36ZM56 74L58 75V72L56 73L55 72V75H54V79H55V76H56ZM73 75L75 74V72L74 73H72ZM82 73H80L79 72V74H78V76H80V75H83ZM115 74H117L116 72H115ZM142 74L143 75H145V78L142 76ZM150 74V75H149ZM157 74H159L158 76L160 77L161 75H160V73H157ZM164 74V75H165ZM208 74V73H207ZM34 75V76H35ZM61 75V74H60ZM73 75H71L72 76V79H73ZM87 76H83L85 79L87 78V77H89V74H86ZM103 76H104V74H102ZM132 75H131V77H132ZM135 75V76H134ZM138 75H140V77H138ZM163 75V76H164ZM209 75V74H208ZM207 75V76H208ZM70 76V75H69ZM71 76L69 77V78H67V79H71ZM75 77H77V75H74ZM100 76V75H99ZM108 76H109V78L108 77H106L107 79H111V77H110V73L108 74ZM148 76H150V77H148ZM157 76V75H156ZM162 76V77H163ZM183 76H185V74H183V72H182V76L180 75L179 77H183ZM198 76V75H197ZM205 76V75H204ZM207 76H205V77H207ZM64 77V76H63ZM68 77V76H67ZM74 77V78H75ZM82 77V79H84ZM92 77V76H91ZM97 77V76H96ZM115 78H118L119 76H114ZM114 77H112V79L114 78ZM136 77V78H135ZM190 77V78H191ZM195 77V76H194ZM199 77V80H201L200 79V76H198ZM31 78H32V76H31ZM35 79H37V80H35L34 79V81L35 82H37L38 80H39V78L37 77H34ZM98 78V77H97ZM96 78V79H97ZM120 78V77H119ZM140 78V79H139ZM151 78H152V80H151ZM204 78V77H203ZM62 79V78H61ZM60 79V80H61ZM71 79V80H72ZM77 79V78H76ZM79 79V78H78ZM84 79V80H85ZM89 79H90V77H89ZM121 79V78H120ZM128 81H130L129 79V77H127L126 78ZM141 79H143V80H141ZM153 79H155L156 80V82H154V80ZM161 79H163V78H161ZM194 79V78H193ZM206 78H204L203 79V81L205 80ZM57 80V79H56ZM59 80V81H60ZM64 80H65V83H66V79L64 78ZM87 80V79H86ZM85 80V81H86ZM75 81V80H74ZM78 81V80H77ZM76 81V82H77ZM81 79H80V83H81ZM85 81H83V82H85ZM109 81V80H108ZM115 81V80H114ZM158 81V82H157ZM63 82V81H62ZM61 82V83H62ZM70 82V81H69ZM113 82V81H112ZM156 84V87H154L153 86V84L154 83ZM161 82H164L163 80L161 81ZM170 82V83H169ZM196 82H200V81H196ZM202 82V81H201ZM74 83V82H73ZM98 83V84H97ZM110 83V82H109ZM108 83V84H109ZM130 83V84H131ZM147 83H149L148 84V86H146L147 85ZM153 83V84H152ZM204 83V82H203ZM62 84H64V83H62ZM69 84H71V83H69ZM75 84V83H74ZM78 84H79V81H78ZM86 84V83H85ZM90 84H92V83H90ZM112 84V83H111ZM113 84H114V82H113ZM114 84V85H115ZM141 85V87H140V85ZM146 84V85H145ZM152 84V85H151ZM177 84V85H176ZM189 84V83H188ZM197 84V83H196ZM67 85H68V81H67ZM76 85H77V83H76ZM84 85V84H83ZM89 85V84H88ZM115 85V86H116ZM119 85V84H118ZM117 85V86H118ZM139 85V86H138ZM190 85V84H189ZM188 85V86H189ZM192 85V84H191ZM194 85V84H193ZM64 86V85H63ZM89 86H91V85H89ZM88 86V87H89ZM115 86H113V87H115ZM124 86H126V84L124 85ZM126 86V87H127ZM144 86V87H143ZM146 86V87H145ZM176 86H178V87H176ZM74 87H76V86H74ZM80 87H81V85H80ZM83 87L84 86H82V88L81 89H83ZM88 87L86 86L83 90L85 91V89L87 88V90H88ZM158 87V88H157ZM160 87V88H159ZM64 89H67V88H65V87H63ZM76 88H78L79 89V85H78V87H76ZM117 89H118V91L120 90L118 87H116ZM89 89L90 90H88V91H91V88L89 87ZM94 89V88H93ZM93 89H92V91H93ZM139 89H148L147 91L148 92H153L152 93V96L154 97V95H155V98H157L156 97V94L159 96V93L161 94H163V92H164V90H165V92L164 93H166V90H171V92L173 91L174 93L172 94L173 95V97L175 98V96H176V93L178 94V92L179 91H181V90H185V89H192V90H194L197 94H195V96H192L193 97V99H195L194 97H196V95H197V98H199L200 99V101H196L197 103L194 105V107H196V111H193V110H190L189 109V107L187 106V96L189 97V98H191L192 99V97H190L191 95H189L191 92H189V94L188 95H185L186 97H184V99L186 100V104H185V101H184V99H183V101H184V104H183V106L185 105V107H187V108H182L181 109V106H182V104H181V102L183 103V101H180V104H181V106L179 105V100H181V98H182V96L184 95L183 93V95H181L180 97V99L178 100V101H175L174 100V102L171 104H168L169 106L170 105H172V109L170 110L169 109V106H168V112H167V110L166 109H164L166 112H167V116L169 115L170 116V118H168V119H166V120H162V118L161 119H159V117L158 118H156V119H152V121L151 122H149V123H146L145 121L148 119V115H146V112L145 111H143L142 109H141V106H142V104H141V102L143 101V99H144V101H145V98H147V97H145V98H143V99H141V97L143 96H146V93L143 95V93L145 92V90L142 92V91H139V93L137 92ZM157 89V90H156ZM160 90V92H158V93H156L155 91H159ZM19 90V91H18ZM17 91L21 94V93H23L25 90H21V89H18ZM86 90V91H87ZM134 90H133V92H134ZM155 90V91H154ZM161 90H163V91H161ZM23 91V92H22ZM91 91V92H92ZM107 91H108V88H107ZM178 91V92H177ZM27 92H28V90H27ZM75 92V91H74ZM73 92V93H74ZM91 92L89 93V94H91ZM109 93H110V91H108ZM111 92H112V88H111ZM114 92H115V89H114ZM121 92V91H120ZM124 91L122 90V93H123ZM147 92V93H148ZM150 92V93H151ZM154 92H155V94H154ZM18 93V94H19ZM28 93H30V92H28ZM73 93H72V95H73ZM76 93H78L79 95H80V93H79V91L78 92H76ZM82 93V95H83V93H85V92H81ZM87 93V92H86ZM108 93V94H109ZM116 93H117V91H116ZM140 93H142V94H140ZM170 94V92L168 91L167 93H166V95L167 94ZM25 94H27V93H25ZM89 94H88V96H89ZM95 94H97V92L95 93ZM113 94V95H112ZM149 94V93H148ZM180 94H181V92H180ZM192 94H193V92H192ZM28 95H31V93L30 94H28ZM27 95V96H28ZM81 95V96H82ZM85 95H87V94H85ZM124 95H126L125 93H124ZM142 95V96H141ZM23 96H24V94H23ZM27 96H25V97H27ZM94 97L95 95H92L91 94V97ZM97 96V95H96ZM117 97H118V93H117V95H116ZM127 96H130V95H128L127 94ZM135 96H136V100H135ZM148 96H151V95H148ZM169 96V95H168ZM167 96V97H168ZM32 97V96H31ZM71 97V96H70ZM69 97V98H70ZM77 95H76V98H73L72 99V101L74 102L75 100L74 99H76L77 100ZM83 97H84V95H83ZM105 97H106V100H104L105 99ZM149 98V100L151 99H154V98ZM162 97H163V95H162ZM166 97V96H165ZM171 98L170 100L172 101V99H174V98ZM177 97H178V95H177ZM87 98V97H86ZM89 98V97H88ZM88 98H87V100H88ZM97 98V97H96ZM130 98V97H129ZM140 98V99H139ZM71 99V98H70ZM78 99H79V97H78ZM98 99V98H97ZM128 99V98H127ZM127 99L126 98H123V102H121V104L123 103V104H125V102L127 101ZM165 99V98H164ZM190 99V100H191ZM193 99L191 100L192 102H195V101H193ZM80 100H82V98H80ZM80 100H79V102H80ZM84 100H85V98H84ZM110 100V99H109ZM119 100V99H118ZM124 100H125V102H124ZM147 100V99H146ZM150 100V101H151ZM155 100V99H154ZM154 100H152V101H154ZM159 100V99H158ZM167 100V99H166ZM128 101H130V100H128ZM143 101V102H144ZM152 101L150 102V103H152ZM162 100H160L159 102H161ZM164 101V100H163ZM162 101V102H163ZM169 101V100H168ZM191 101H189V102H191ZM72 102V103H73ZM78 102V101H77ZM86 102V101H85ZM89 102V101H88ZM146 102V101H145ZM158 101H157V103H159ZM178 102V103H177ZM188 102V103H189ZM70 103H71V100H70ZM72 103H71V107H72ZM76 103V102H75ZM87 103V102H86ZM92 103V104H93ZM113 103V104H112ZM128 102H126V104H127ZM155 102H153V104H154ZM153 104H151V105H153ZM75 105V104H74ZM81 105V104H80ZM89 105H90V109H91V103L89 104L88 103V106H87V104H83V106H81V109H83L84 110V106H87V108H89ZM143 105H146V103L145 104H143ZM155 105V104H154ZM157 106H159L160 105V103H159V105L158 104H156ZM155 105V109L154 108H151V110L153 111L154 110V113H155V115H156V113L157 112H155V110H157L156 108H157V106ZM190 105V104H189ZM76 106V105H75ZM104 107L103 109L101 108V107ZM128 106H126V107H128ZM167 106V105H166ZM179 106H180V108H179ZM68 107H70L69 105H68ZM67 107V108H68ZM70 107V110L73 108H71ZM93 107H92V109H93ZM111 107V108H110ZM77 108L81 111V109L77 106ZM95 108H94V110H95ZM125 108V107H124ZM145 107H143V109H144ZM149 108V107H148ZM148 108H146V109H148ZM160 108V107H159ZM171 108V107H170ZM77 109V110H78ZM91 109V110H92ZM97 109V111H100V110H98ZM131 109V110H130ZM163 109V108H162ZM68 110H69V108H68ZM77 110H74L73 111V109H72V111L74 112V113H76L75 111H77ZM78 110V111H79ZM149 110V109H148ZM160 111H162L161 109H159ZM103 111H102V113H103ZM88 112V111H87ZM95 112V111H94ZM150 112V111H149ZM71 113V112H70ZM79 113V112H78ZM83 113V112H82ZM89 113H90V111H89ZM93 113V112H92ZM130 114H134V117H133V119H131L132 120V122H131V120L128 118L129 117V115ZM152 114H153V112H152ZM76 115V114H75ZM75 115H73L74 116V118H75ZM126 115H128V117H122V116H126ZM143 115H145V119H141V118H144V117H141L140 118V116H143ZM150 115V114H149ZM157 115H159V114H157ZM156 115V116H157ZM191 115H196V116H207V115H212V116H215V118L218 120V128L217 129H214V128H212L211 127V125H208V123H207V120L205 119V118H196L195 119V117L194 116H192L193 117V119L191 118L190 119V117H188V116H191ZM77 116H78V114H77ZM80 116V115H79ZM93 116H94V114H93ZM103 116V115H102ZM109 116H111V118H109ZM164 117H165V115H163ZM118 117V118H117ZM136 117V118H135ZM153 117V116H152ZM151 117V118H152ZM208 117H210V116H208ZM80 118V117H79ZM86 118H88L87 117V114H86ZM125 118V119H124ZM147 118V119H146ZM150 118V117H149ZM73 119V118H72ZM128 119L130 120V121H128ZM143 121V123L145 122L146 123V126H148V124H149V127H146L145 126V123L144 124H142L141 123V120ZM80 120V119H79ZM82 120V119H81ZM151 120V119H150ZM95 121V120H94ZM98 121V122H99ZM109 121V122H108ZM149 121V120H148ZM194 121V122H193ZM97 122V121H96ZM97 122V123H98ZM193 122V123H192ZM211 123V122H210ZM209 123V124H210ZM72 124V123H71ZM214 124V123H213ZM118 125H119V123H118ZM215 126H216V124H215ZM70 127V126H69ZM68 127V128H69ZM121 127H122V125H121ZM127 127V126H126ZM140 127V128H139ZM67 128V133L65 132V128H63L64 129V131L62 132L63 134H64V136L63 137H66V134H69L68 133V131L70 130L71 131V129L69 128L68 129ZM71 128H72V126H71ZM73 128H74V126H73ZM72 128V129H73ZM78 128V127H77ZM79 129H80V126H79ZM82 129V128H81ZM80 129V130H81ZM91 129H93V127L91 128ZM97 129H99L98 128V126H97ZM86 130V129H85ZM127 130V129H126ZM75 131H77V129L75 130ZM74 131V132H75ZM79 131V130H78ZM81 131H83V130H81ZM114 131H116V130H114ZM114 131H112V133L113 134H116V132H114ZM121 131V130H120ZM124 131V130H123ZM122 131V132H123ZM73 131H71V133L73 134L74 133ZM83 132H85V131H83ZM141 132V133H140ZM66 133V134H65ZM81 134H82V132H80ZM93 133V132H92ZM96 133V132H95ZM106 133V132H105ZM118 133V132H117ZM120 133V132H119ZM118 133V134H119ZM72 134L71 135H69V136H72ZM76 134H78V133H76ZM84 134V133H83ZM113 134H112V136L110 137V138H114L115 137V135L113 136ZM122 134H124V137H125V134H126V131L124 132V133H122ZM62 135V134H61ZM79 135V134H78ZM74 136V135H73ZM93 136V135H92ZM108 135H106L105 134V138L107 137ZM118 136V135H117ZM119 137L121 138V137H123L122 135L120 136L119 135ZM74 138V137H73ZM108 138H109V136H108ZM62 139V138H61ZM64 140L66 139L67 140V137L66 138H63ZM62 139V140H63ZM119 139V138H118ZM117 139V143H120L119 142V140ZM123 139V141L122 142H124V143H120V144H122V146H121V151H120V153L118 152V155H120V157H119V167L121 166V164L120 163H122L123 162V152L125 151L126 152V150H128L124 145H125V142H126V140L127 139H125V138H122ZM54 140L56 141V137H54ZM62 140H60L61 141V143H63V142H65L64 140H63V142H62ZM105 140V139H104ZM121 140V139H120ZM55 141H54V145H56V143L57 142H59L58 140H57V142L55 143ZM106 141V140H105ZM74 142V141H73ZM110 141H108V142H103V143H107V146L110 144V146H111V142L109 143ZM72 143V142H71ZM74 143L76 144V145H78L77 147L74 145ZM74 143H72V145H69V146H67V148H68V152L67 153H71V152H69V150L71 149V148H73V151L75 150L74 149V147L77 149V150H79V152H82V151H80V148L79 147H82V144H78V142H74ZM80 143V142H79ZM84 143H85V140H84ZM87 143V142H86ZM102 143V144H103ZM58 144V143H57ZM60 144V143H59ZM65 144H67L66 142H65ZM70 144V143H69ZM88 144V143H87ZM101 144V145H102ZM106 145V144H105ZM104 145V146H105ZM62 146V145H61ZM61 146H59V147H61ZM66 146H62L61 147V149H65V147ZM74 146V147H73ZM93 146V145H92ZM106 146V148H108ZM49 147V146H48ZM84 147V146H83ZM112 148H114V146H113V144H112V146H111ZM56 148V147H55ZM70 148V149H69ZM94 148V147H93ZM98 148V147H97ZM60 148H56L55 150H57V151H55L56 152V154H58L60 151H58ZM89 149V148H88ZM126 149V150H125ZM53 150H54V148H53ZM84 150V149H83ZM104 150H105V148H104ZM107 151L108 150H110L109 148L108 149H106ZM132 150V151H133ZM64 151V150H63ZM62 151V152H63ZM72 151V150H71ZM85 151V150H84ZM106 151V152H107ZM90 152V151H89ZM106 152H104L105 154H106ZM25 153V152H24ZM33 153V152H32ZM32 153H30L31 155H32ZM61 153V152H60ZM58 154V157H57V155H56V157L58 158H55L54 156V158H52L53 160H55V161H59V163L60 164H62V160L64 159L63 157H65L64 156V154L66 155V153H61V154ZM86 153H87V151H86ZM93 153H95V152H93ZM112 153H114V151H112ZM192 153H195V155L192 157ZM25 154H27V153H25ZM34 154V153H33ZM168 154V155H167ZM174 154H176V156L174 155ZM187 154H191V157H189L190 155H188L187 156ZM28 155V157H30V155L29 154H27ZM54 155H55V153H54ZM71 157H72V155L71 154H69ZM69 155H68V157H69ZM87 155H90V153L88 154L87 153ZM127 155V154H126ZM125 155V156H126ZM174 155V156H173ZM182 155V157H179V156H181ZM59 156H62L61 158L59 157ZM85 156H86V154H85ZM133 156V155H132ZM27 157V156H26ZM118 157V156H117ZM130 157V156H129ZM128 157V158H129ZM66 158V157H65ZM79 158V157H78ZM78 158H77V160H78ZM86 158V157H85ZM135 159H136V156L134 157ZM67 160V159H66ZM68 160L70 161L71 159L70 158H68ZM68 160H67V162H68ZM76 159L75 160H73L72 162H76L77 161ZM85 160V159H84ZM96 160H98V158L96 159ZM158 160H161L162 161V170H164V171H167V173L168 172H170V175H165L166 176V178H169L170 176H173V178L174 179H176V177H177V179H179V181L180 182H178L177 181V183L175 182L174 184H173V182L172 183H167L168 181H165V182H163V181H159V173H157V174H154V175H152V173L154 172V171H157L158 170V164H159V162H158ZM57 161V162H58ZM64 161H65V159H64ZM63 161V162H64ZM87 161H88V159H87ZM87 161H84L85 162V164H90L89 162L88 163H86ZM108 161V160H107ZM127 163L128 162H130V160L128 159V160H125ZM67 162H65V163H67ZM77 162H81L80 161V159L77 161ZM95 162V161H94ZM96 162H99V161H96ZM157 162H158V164H157ZM127 163L125 164V165H127ZM72 164H75V163H72ZM81 164H83L82 166H85V164L84 163H81ZM81 164L80 165H78L79 167L81 166ZM95 164V163H94ZM134 164H137L136 163V161L134 162ZM133 164V165H134ZM55 166H57V165H59V164H54ZM66 165V164H65ZM123 165V164H122ZM54 166V167H55ZM88 166H90V165H88ZM137 166H138V164H137ZM63 167V166H62ZM73 166H71L70 168H72ZM110 167V166H109ZM49 168V167H48ZM56 168V167H55ZM61 168V167H60ZM64 169L65 168H67V167H63ZM70 168H68V170L70 169ZM126 168V170L124 171V174H125V176H126V178H127V175H132V173H134V172H132V170H130L132 173H130L129 171H128V169ZM135 168V167H134ZM57 169V168H56ZM63 169V171H65ZM99 169V168H98ZM108 169V168H107ZM82 170V173H83V169H81ZM105 171H107V170H105ZM127 171L129 172V173H127ZM66 172V171H65ZM97 172H98V170H97ZM102 172V171H101ZM112 172H113V170H112ZM115 172V171H114ZM71 173V172H70ZM99 173H100V170H99ZM116 173V172H115ZM127 173V174H126ZM68 174V173H67ZM162 174H163V172H162ZM53 175H55V174H53ZM59 175V174H58ZM61 175V174H60ZM59 175V176H60ZM63 175V174H62ZM95 175V174H94ZM161 175V174H160ZM81 176V177H80ZM95 176H97V175H95ZM94 176V177H95ZM134 176V175H133ZM52 176H50V178H51ZM63 176H61V180L63 181V178H62ZM86 177H82V178H86ZM129 177V176H128ZM163 177V175H161V178ZM78 178H80V180H82V183L81 182H79L78 183ZM99 178H100V176H99ZM99 178H93V179H99ZM67 179V178H66ZM91 179V180H90ZM151 179H153L152 181H151ZM165 179V178H164ZM170 179V178H169ZM168 179V180H169ZM60 180V181H61ZM75 180V181H74ZM79 180V181H80ZM115 180H116V178H115ZM123 180V179H122ZM126 180V179H125ZM62 181H61V183H62ZM69 181V182H70ZM84 181V182H83ZM87 181V182H86ZM102 181V180H101ZM118 181V180H117ZM130 181V180H129ZM132 181V180H131ZM130 181V182H131ZM58 182V181H57ZM85 182L87 183V185H88V187H87V185H85ZM123 182V181H122ZM129 182V183H130ZM60 183V184H61ZM84 183V184H83ZM114 183H115V185L113 184V186H118L117 184L119 183V181H118V183L116 182V181H114ZM117 183V184H116ZM120 183H121V181H120ZM119 183V184H120ZM124 183L126 184V185H129V184H127V180H126V182L124 181ZM64 184V183H63ZM75 184V185H76ZM83 184V185H82ZM111 184V185H112ZM122 184V183H121ZM138 184V183H137ZM131 185V184H130ZM130 185H129V187H130ZM70 186V188L68 189L69 191L71 190H73L72 189V187ZM96 186V185H95ZM98 186V185H97ZM62 186H60V188H61ZM79 187V186H78ZM83 187H80L81 189H83ZM87 187V188H86ZM75 188V187H74ZM80 188H78V190L80 189ZM94 188V189H93ZM97 190H96V189ZM59 189V188H58ZM85 189H86V191H85ZM134 189V188H133ZM138 189H134V191L135 190H138ZM75 190V189H74ZM98 191V192H97ZM133 191V192H134ZM61 192V191H60ZM73 192H75V191H73ZM81 192V193H82ZM133 192H131L132 194H133ZM55 193V192H54ZM77 193V192H76ZM80 193V194H81ZM94 193L96 194V195H94ZM117 193V194H116ZM74 194V193H73ZM78 194V193H77ZM76 194V195H77ZM80 194H79V196H80ZM90 194H93V196L92 195H90ZM115 194H116V196L118 195V192H115ZM122 193H120L119 192V195L118 196H120ZM124 194V193H123ZM130 194V193H129ZM129 194H127V195H129ZM67 195V194H66ZM66 195H64V197L66 196ZM69 195H70V192H69ZM111 195H113V196H111ZM63 196V195H62ZM132 196H134V195H132ZM139 196V195H138ZM69 197H71V196H69ZM76 197V196H75ZM73 198H74V196H73ZM73 198H71V199H73ZM135 198V197H134ZM75 199V198H74ZM122 199H123V197H122ZM3 200V202L5 201L4 199H2ZM1 200V201H2ZM7 200V199H6ZM9 200V199H8ZM12 200V199H11ZM20 200H22V199H20ZM26 200H28V199H26ZM36 200V199H35ZM37 200H42V199H37ZM70 200V199H69ZM82 200V199H81ZM119 200V199H118ZM143 200V201H142ZM13 201V203H12V205H13V207H12V205L10 204L8 207H12L13 209H14V203H15V210H13L12 208H10L9 210H8V212L10 211L11 213L10 214H14L13 216H15V215H17L18 213L16 212V211H18V209H19V207L20 206H22V205H20V206H18V199H17V201L18 202H16V199L15 200H12ZM12 201H9L10 203L12 202ZM63 201H64V199H63ZM68 201V200H67ZM125 201H127V200H125ZM136 201V200H135ZM6 202V201H5ZM28 202H29V200H28ZM70 202H71V200H70ZM70 202H68L70 205L72 204V203H74L75 202V204L77 205H75L74 204V206H73V204L71 205V207L73 206L74 208H77V211H78V208L80 209V207H79V204H77V202H76V200H74V201H72L71 203ZM91 202H93L92 204H91ZM106 202V203H105ZM120 202H121V204H122V201L120 200ZM2 203V202H1ZM7 203V202H6ZM5 203V206L7 205ZM20 203V202H19ZM63 203V202H62ZM61 203V204H62ZM68 203H66L65 205H68L69 206V204ZM2 204H4V203H2ZM2 204H0V207H1V205ZM17 204V205H16ZM22 204H23V201H22ZM61 204H59V205H61ZM64 204V203H63ZM62 204V205H63ZM136 204V203H135ZM135 204H134V206H135ZM58 205V206H59ZM65 205H63V206H65ZM3 206V205H2ZM18 206V207H17ZM23 206H26V207H22L21 209H22V211L23 210H25L24 208H26V209H29V208H27V203H26V205H23ZM131 206H133V205H131ZM133 206V207H134ZM137 206V205H136ZM60 207H62V206H60ZM59 207V208H60ZM69 208L68 207V209H71V211H72V209L73 208ZM82 207V206H81ZM128 207V208H127ZM6 208V207H5ZM5 208H1V209H3V210H6ZM16 208H17V210H16ZM67 208V207H66ZM89 207H88V209H90ZM130 208V209H129ZM135 208H137V207H135ZM0 209V210H1ZM12 209V210H11ZM21 209L18 211V212H21ZM58 209V208H57ZM63 209H65V207L63 208ZM92 209H91V211H92ZM124 209V210H123ZM134 209V208H133ZM2 210V211H3ZM61 210H62V208H61ZM60 210V211H61ZM67 210V209H66ZM84 210V209H83ZM83 210H81V212L83 211ZM87 210V209H86ZM13 211H15V212H13ZM55 211V210H54ZM73 211H76V210H74L73 209ZM72 211V212H73ZM109 211H110V213H109ZM141 211H143V213H140ZM6 212H7V210H6ZM57 211H55V213H56ZM59 212V211H58ZM58 212L56 213L58 216H59V214L61 213V212H59V214H58ZM67 212H68V210H67ZM66 212V213H67ZM70 212V211H69ZM72 212H71V214H72ZM84 212V211H83ZM2 213H4V211L2 212ZM1 213V214H2ZM62 213H63V211H62ZM61 213V214H62ZM65 213V212H64ZM77 213V212H76ZM80 213V212H79ZM140 213V214H139ZM152 213V214H153ZM1 214H0V217H1ZM6 214H8V213H6ZM6 214H3V216H6ZM68 214V213H67ZM110 214V216L109 217H111L112 218V220L110 221V218H108V215ZM19 215V214H18ZM18 215L16 216V218L18 217ZM22 215V214H21ZM43 215V214H42ZM57 215H55V216H57ZM79 215V214H78ZM92 215H96V216H92ZM29 216V215H28ZM26 217V215H24V217L27 219V218H31L30 216L29 217ZM49 216V215H48ZM86 216H84V218H86ZM105 216H107V217H105ZM12 216L10 215V218H11ZM22 217H23V215L22 216H20V218L22 219ZM23 217V218H24ZM42 218V217H40V216H35V218ZM45 217V216H44ZM64 218H65V216H63ZM63 217H60L61 219L63 218ZM78 217V216H77ZM155 217H153V218H155ZM4 218V217H3ZM16 218H14V220H13V223L15 222L16 224L17 223H21V222H18L19 221V218H18V221L16 220ZM34 218V217H33ZM84 218L83 217H81V221L83 222V220H84ZM8 219V218H7ZM7 219H2V220H4V221H7ZM26 219H24V221L26 220ZM52 218L50 217V220H51ZM93 219V218H92ZM106 219H109L108 221L110 222L108 225H107V223L105 222V220ZM30 220H32V218L30 219ZM37 219H35V220H32L31 222H29V223H31V225L30 226H32L33 228H34V225L32 224V222L33 223H35L34 221H36ZM42 220H44V219H42ZM42 220H41V223H42ZM47 220H49V219H47L46 218V223H47ZM62 220H64V219H62ZM78 220H80V219H78ZM84 220V221H85ZM3 221V222H4ZM9 221H11V219H9ZM17 221V222H16ZM22 221V220H21ZM53 221V220H52ZM88 221H89V223H88ZM100 221H103L104 223L103 224H101V225H99V223H102V222H100ZM2 222V221H1ZM1 222H0V224H1ZM26 222V221H25ZM37 222H39V220L37 221ZM44 222V221H43ZM44 222V223H45ZM63 222V221H62ZM85 222V223H86ZM12 223V222H11ZM10 223V224H11ZM26 223H28V221L26 222ZM49 223H51V222H49ZM84 223V222H83ZM106 223V224H105ZM2 224H4V225H2V226H5V223H2ZM8 224V223H7ZM10 224H8V225H10ZM36 224V223H35ZM48 224V223H47ZM106 226H105V225ZM8 225H6V226H8ZM14 225V224H13ZM12 225V226H13ZM27 225V224H26ZM37 226H38V224H36ZM40 225V224H39ZM62 225V224H61ZM75 225H76V223H75ZM5 226V227H6ZM15 226V225H14ZM13 226V228H11V229H14L15 228V233H13V235L14 234H16L17 233V230H16V227H14ZM18 226V225H17ZM49 226V225H48ZM51 226V225H50ZM78 226V227H79ZM157 226V225H156ZM215 226H219V227H225L226 229H224V231H223V229H222V233H218V232H216L217 230L218 231H221V228H220V230L218 229V228H216ZM0 227H1V225H0ZM4 227V228H5ZM24 227H25V224H24ZM36 227V226H35ZM41 227V226H40ZM9 228V227H8ZM7 228V229H8ZM90 228V227H89ZM216 228V229H215ZM1 229V228H0ZM7 229H4L5 230V234H6V231H7ZM20 229H22L21 227H20ZM18 230V234H20L19 233V231H21L22 233H24V231H22V230H24V229H22V230ZM31 229V228H30ZM36 229V228H35ZM74 229V228H73ZM80 229V230H79ZM161 229V228H160ZM26 230V233H27V230L28 229H25ZM45 230V229H44ZM65 230V229H64ZM79 230V231H78ZM169 230H171L170 228H169ZM169 230H167V231H169ZM172 230L173 231H175L173 228H172ZM171 230V231H172ZM247 230H249L250 232H251V234H252V237H250V236H246V234H245V231H247ZM1 232H4L2 229L0 230ZM11 232V230H8V232ZM86 231V232H85ZM162 231V230H161ZM171 231L170 232H168V234L169 235H173V236H171L170 237V240H169V235L167 234V236H164V237H168V238H164L165 240L167 239V243H169L170 241V243H172V244H175L176 242H178L179 240H181V238H179L180 236L182 237V235H180V234H176V233H173V231H172V233H171ZM0 232V233H1ZM7 232V233H8ZM9 232V234H11ZM31 232H34V234H36L35 233V231L33 230V231H31L30 230V232L29 233H31ZM41 232V233H40ZM175 232H177V231H175ZM179 232V231H178ZM177 232V233H178ZM73 233V232H72ZM72 233H70V235L72 234ZM77 233V234H76ZM171 233V234H170ZM180 233H182V232H180ZM5 234L4 233H2V235H4L5 236ZM18 234H17V236H18ZM41 234V235H40ZM60 234H61V232H60ZM150 234V233H149ZM1 235V234H0ZM12 235V234H11ZM24 236L23 234H20V236ZM27 235H28V233H27ZM33 235V233L30 235V236H32ZM63 235V234H62ZM62 235L58 238V239H62L63 237H62ZM77 235V236H76ZM180 235V236H179ZM16 236V237H17ZM20 236H18V237H20ZM64 236V235H63ZM76 236V237H75ZM118 236H116V237H118ZM177 236H179V237H177ZM184 236V235H183ZM188 236V235H187ZM0 237H2L0 240H2V245H3V240H4V238H3V236H0ZM13 237H15V235L13 236ZM17 237V238H18ZM27 237V236H26ZM25 237V240H27V242L28 241H31V240H29V238H31V237H29L28 239ZM45 237V238H44ZM49 237V236H48ZM115 237V236H114ZM10 238V235H8V237H6V239H9ZM22 238V237H21ZM34 238V237H33ZM42 238V239H41ZM44 238V239H43ZM47 238V239H46ZM77 238V239H76ZM111 238V237H110ZM179 238V239H178ZM184 238V239H185ZM11 239V241L12 242H15V240H17L16 238H15V240L13 239L12 240V237L10 238ZM24 239V238H23ZM32 239V238H31ZM64 239V238H63ZM72 239V240H71ZM183 239V240H184ZM18 240H20V238H18ZM17 240V241H18ZM33 240V239H32ZM33 240V242H30V246H31V244L32 243H34L35 241ZM69 240H71L72 241V243L70 242H68ZM5 241V240H4ZM8 241V240H7ZM21 241V243H20V246H19V244H16V243H12V245L14 246V244H15V247H17L16 245H18L19 247H17V249L15 250L14 248H13V246H11V242H7V245H10V247L9 246H7L6 245V247H7V249L6 248H4V249H6V250H4V249H1V248H3V246L5 247V244L2 246L1 245V247H0V250H1V253L3 252V254L1 255V253H0V255L2 256H0L2 259L4 258V257H6V255L8 256V257H6V259H8V260H6V259H3L2 260V262L3 261H5L7 264L10 262V260L12 259L13 260V258H15V260H13L14 262L12 263V264H16L15 262L19 259V256H17L18 254H23V253H20V252H22V248H26L27 246H28V244H27V246H26V244H25V242L23 243L22 242V240H20ZM45 241V242H44ZM47 241H48V245H49V247H48V245H47ZM37 242V241H36ZM36 242H35V244H36ZM56 242H58V243H60V244H57L56 246H54L55 245V243ZM75 242H77L76 244H75ZM115 242H116V240H115ZM115 242H113V245L114 244H116ZM121 242V243H122ZM6 243V242H5ZM23 243V244H22ZM119 243H120V241H119ZM155 243V242H154ZM154 243H153V245H154ZM158 243V242H157ZM186 243V242H185ZM1 244V243H0ZM21 244L24 246V244H25V246L26 247H22L21 246ZM37 244H39L40 245V243H38L37 242ZM46 246H45V245ZM82 244H86L85 246L84 245H82ZM156 244V243H155ZM172 244H170V246H173ZM33 245V244H32ZM39 245H37V248L36 249H33L32 247H30V246H28L27 248L28 249H25V250H27V251H23L24 253H25V257L23 258L24 260H22V258H21V260H22V263L23 264H32V263H35V261H33V259L35 260V259H37L36 260V262L37 263H35V264H44V262L43 263H41L42 261H44L45 259V257L43 256V253H41V254H39V253H37L36 254V257L34 258V255H32V252L34 253V251L33 250H37L38 249V247H39ZM41 245H40V247H41ZM64 245H65V248H63L64 247ZM112 245V244H111ZM110 245V246H111ZM112 245V247L114 248V246ZM117 245H119V244H117ZM153 245H151L152 247H150V250H151V252L153 253V251L154 250H156L155 248H157V247H155V248H153L154 246ZM158 245H159V243H158ZM168 245V244H167ZM36 247V245H33V247ZM99 246V247H98ZM109 246V247H110ZM122 246V247H123ZM149 246H150V244H149ZM148 246V247H149ZM169 246V245H168ZM167 246V247H168ZM169 246V247H170ZM181 246V245H180ZM10 249H9V248ZM11 247H12V250H14V251H16V252H14V251H12L11 250ZM40 247H39V249H40ZM52 247H56V248H52ZM59 247V246H58ZM78 247V248H79ZM96 247H98V248H96ZM108 247V246H107ZM112 247H110L111 249H112ZM115 247H117L118 248V246H115ZM20 248V249H19ZM33 250H32V249ZM162 248V247H161ZM173 248H174V246H173ZM180 248V247H179ZM64 249V250H63ZM73 248H71V250H70V252L71 251H73L72 250ZM77 249V248H76ZM82 249V248H81ZM95 249H97L96 250V252H95ZM115 249V248H114ZM147 249V250H146ZM152 249H154L153 251H152ZM170 250L172 249L171 247L169 248ZM3 250V251H2ZM20 250V251H19ZM28 250H32V252H28ZM58 250V249H57ZM63 250V251H62ZM79 251L78 252H80L81 250L80 249H78ZM108 251L105 253L104 252V254L102 255V258L100 257V255L98 256V257H96V258H93L94 259V261L92 262V264H122L123 263V261L122 260H124L123 258H122V260L121 259H115L114 257H115V255H114V252H112L110 249H107ZM110 250V251H109ZM118 250V249H117ZM149 250V251H150ZM169 250V251H170ZM173 250V249H172ZM186 250V249H185ZM190 250V249H189ZM188 250V251H189ZM5 251H7L6 253H5ZM17 251L19 252L18 254H16L17 253ZM39 251V250H38ZM114 251V250H113ZM119 251H120V249H119ZM158 251V250H157ZM36 252V251H35ZM56 252V250L54 251V253ZM58 253H59V251H57ZM69 252V253H70ZM75 252H77V250L75 251L74 250V254H75ZM77 252V254H79ZM116 252V251H115ZM183 252H184V250H183ZM191 256H192V252H193V250L191 249ZM213 252V253H214ZM258 252H260V253H258ZM26 253H31V255L33 256V257H31L30 255L29 256H27L28 254H26ZM64 254H65V252H63ZM67 253V252H66ZM72 253V255H70V256H72V257H70V258H67V260L68 259H70V261L69 262H72L73 260L74 261H76L77 259H78V257L80 256H78L77 257V255L75 256L74 254ZM124 253V252H123ZM150 253V252H149ZM156 253V252H155ZM184 253H189V252H187V250H186V252H184ZM14 254H15V256L17 257V259H16V257H14ZM45 254V253H44ZM56 255H59V254H57V253H55ZM154 254V253H153ZM190 254V253H189ZM208 254V253H207ZM206 254V255H207ZM5 255V256H4ZM39 255V256H38ZM47 255V254H46ZM155 255V254H154ZM154 255H152L153 257H155ZM194 255V254H193ZM24 256V255H23ZM43 257V259H41L40 260V258L39 257ZM61 256V255H60ZM60 256H58V258L60 257ZM159 256V255H158ZM157 256V257H158ZM165 256H167V255H164V257ZM203 256H204V254H203ZM211 256H212V254H211ZM38 257V258H37ZM47 257V256H46ZM53 257V256H52ZM63 257V256H62ZM75 257V258H74ZM76 257H77V259H76ZM152 257V258H153ZM185 257V256H184ZM187 257H188V255H187ZM193 257V256H192ZM195 257V256H194ZM205 257H208V256H205ZM10 258V259H9ZM61 258V257H60ZM117 258V257H116ZM120 258V257H119ZM135 258H133V259H135ZM152 258H150V259H152ZM158 258H160V256L158 257ZM162 258V257H161ZM160 258V259H161ZM167 258V257H166ZM188 258H190V256L188 257ZM188 258H186V261H187V259ZM197 258V257H196ZM209 258V257H208ZM212 258L214 259V257L212 256L211 257V260H212ZM32 259V260H31ZM47 259H48V257H47ZM46 259V260H47ZM49 259H53L54 260V258H50L49 257ZM48 259V260H49ZM63 259V258H62ZM73 259V260H72ZM76 259V260H75ZM82 259V260H83ZM102 259H104V260H102ZM126 259V260H127ZM132 259V260H133ZM154 259H156V258H154ZM153 259V260H154ZM158 260L159 262H161V260ZM165 259V258H164ZM191 259V258H190ZM193 259V258H192ZM203 259H206V258H203ZM52 260V261H53ZM63 260H65V258L63 259ZM62 260V261H63ZM118 260V261H117ZM163 260V259H162ZM173 259H171V261H172ZM199 260V261H198ZM201 260H202V258H201ZM207 260V259H206ZM206 260H204L205 262L204 263H200V264H206ZM229 260V261H228ZM7 261H9V262H7ZM19 261H20V259H19ZM19 261H17L18 262V264H20V262ZM33 261V262H32ZM41 261V262H40ZM50 261V260H49ZM61 261V262H62ZM73 261V262H74ZM78 261V263L77 264H82V263H84V262H82L81 260L79 261V260H77ZM121 263H120V262ZM125 261V260H124ZM152 261V260H151ZM164 261V260H163ZM174 261V260H173ZM180 261V260H179ZM184 261H185V259H184ZM186 261H185V264H192V263H189L190 261H192V260H189L188 259V263H186ZM194 261H195V259H194ZM209 259H208V264H209ZM5 262H3L2 264H4ZM39 262V263H38ZM58 261H55V263H53V264H59V263H57ZM118 262V263H117ZM165 262V261H164ZM170 262V261H169ZM176 262V261H175ZM174 262V263H175ZM177 262H178V259H177ZM196 262V261H195ZM197 262L196 263H194L193 262V264H197ZM218 262L220 263V261L218 260ZM217 262V263H218ZM5 263V264H6ZM21 263V264H22ZM75 263V262H74ZM87 263V262H86ZM86 263H84V264H86ZM156 263V262H155ZM154 263V264H155ZM163 263V262H162ZM167 263V262H166ZM173 263V262H172ZM179 263H181V262H179ZM179 263H177V264H179ZM211 263V262H210ZM225 263V264H226ZM73 264V263H72ZM76 264V263H75ZM161 264V263H160ZM164 264V263H163ZM176 264V263H175ZM182 264H184V263H182ZM221 264V263H220ZM236 264V263H235Z\"/></svg>", "mask_w": 264, "mask_h": 264}, {"label": "rangeland", "instance_id": "2", "mask_svg": "<svg viewBox=\"0 0 264 264\" xmlns=\"http://www.w3.org/2000/svg\"><path fill=\"white\" fill-rule=\"evenodd\" d=\"M2 2H1V5L4 7V9H2L3 7H1L0 8V11L2 12V13H0V24H1V22H2V19H3V23H2V26L3 27H1V29H3V33L1 32V29H0V34H2L0 37V204H2V203H4V204H2L1 205V207H0V209L3 207V208H5L6 210H7V212H6V210H3V209H1L0 210V214L4 211V213H2L1 214V217H0V222H1V229L4 231V232H1L0 234V236H3V238H4V240H3V245L5 244V247L2 245V240H0V247H1V245L3 246V248H1V249H4V248H6L7 249V247H6V245H7V242L9 241V242H11V246H13L12 245V243H16V244H19V246H20V243H21V241L20 240H22V242L24 241L25 242V244H26V246H27V244H28V246H30V242H33V240L36 238L37 239V236H39L37 233H36V231L37 232H39V231H42V233L44 234V235H46V237L49 239L48 241H51V239H52V237L54 236V238L52 239V241H51V245L50 246H52L53 245V242H54V240L55 239H57L60 243L61 242H63L64 240L66 241L67 240V238L66 237H68V235L70 236V237H73L72 235H74V233L75 232H77V230L76 229H78V228H80L81 229V227H83V226H88L89 224H87V222H86V220L85 219H87V216L89 217L90 216V214L88 213L89 212V210H90V212H91V214H95L94 213V211H93V206H92V208H90L91 207V205H90V201H92L91 200V198L90 197H88L89 199H90V201L88 200V202H87V200L86 201H84V206L83 205H81V203L83 204V202H81L80 204H79V202L80 201H83L84 199L83 198H85L86 197V195H87V193L85 192V193H83L84 191V183L82 184L83 186H80V184L77 186V184L76 183H74L73 182V186L75 187H72L70 184H71V182L73 181L72 179L74 178L75 180V182H77V177H79V174L80 175H82L83 174V176L84 177H86L87 175L86 174H88V172L89 171H91L92 169H90L89 171H88V169L89 168H91L92 167V164L90 163L91 161H92V159L95 161H92L93 162V165H94V167H92L94 170H92V172H89V174L91 173L93 176V178H99V176H100V178L99 179H93L92 178V180H91V182L93 183V184H95L94 183V181H96L97 180V182H96V186L95 185H93L94 187H99V189H98V191L101 189V182H103V184H102V187H103V185L104 184H106L107 182H108V178H101V175H103V174H105V176L107 175V173H110V174H108V177H109V182L107 183V185H109L111 182H110V180H111V177L113 178L114 176H115V174H117V171L120 169L121 170V168L122 169H124L123 167H126V166H129L130 164H132V158H133V164H134V162L136 161V163L138 164V166H137V164H132V165H130V167H126L127 169H128V171L130 172V173H132V172H134V173H132V175H127V178H126V176H125V174H124V171L126 170V168L124 169V171L123 170H121L122 171V173H121V171H118V173L120 174H123V175H121L122 176V178L120 177H118V176H116L115 178H116V180H115V178H113L112 180H113V184L115 185V183H114V181H116L117 183H118V181H119V183H120V181H121V183L119 184H117L118 186H113V184L111 185L110 184V187L109 188H111V186H112V191H114V189L116 190V191H114L113 192V195H115L114 197H115V199L113 198H111V199H107L106 200V202L108 203V204H106V205H110V207H111V205L113 204H115L114 205V207H116V205L118 206L119 204H120V207H118V209L119 208H122V206H128L127 204H125V203H129V207L132 209V210H134L135 211V209L136 210H139L138 208H140V206L142 205V203L141 202H139V199H141V197L142 196H140L141 194H140V190H141V187H139V182L137 181V179H136V177H135V175H136V172H137V168L140 166L139 164V162H137V157H139L138 155H135L136 156V159L134 158L135 156H134V153L136 154L137 152L135 151V150H133V149H130L129 150V146L130 145H132L133 144V139H131L132 138V136H129V135H132L131 134V132L132 131H130V129H128L129 127V125L131 126L132 124H125L124 122H110V125H108L107 126V128H105V132L104 133H102V131L100 132L99 130H103L102 128H104L105 127V125H103V124H105L104 122L105 121H103V123L101 124V122L99 121V119H101V120H104L105 119V117H108V115L103 111L104 109V107H101L103 110H101V109H98L99 108V106H97L96 108L95 107H93V106H95L96 104L95 103H93L92 101H91V98L92 99H96V100H94V102H100V99H101V101H102V98H100L101 96H100V94L99 93H102V97H103V92H101L102 91V88H103V86H104V84L102 85V84H100L99 85V93H98V91H96V89H97V87L95 86V84L93 83V76L94 75H91L90 76V74H96L94 77H95V81H97L98 83H99V79H100V81L102 82L103 80H101V76H102V78H104V80H105V82H102V83H106V85L104 86V87H106V86H109L110 85V87H106L105 89V96L106 97H108L107 99V101L108 102H112L113 101V97H111L110 95H111V93H115L114 94V99L116 100L117 98L119 99H117L116 100V102H114V104L115 103H117L118 101H120V98L122 97V95L124 96V97H122V100H123V98H128L127 99V101L126 102H128L127 104H126V102H125V100H124V102H125V104H121V102H123L122 100L119 102L120 103V106H119V103H118V106H119V108L120 107H122L123 109H128L129 108V106L128 105H130L131 107L133 106V108L132 109H134V107H135V103L134 102H131V99L133 98L132 96L133 95H135L136 94V91L134 90V88L132 89V87L131 86H134V82H135V80H133L132 81V83H131V80H132V78H133V75H132V73H135L136 74V71H137V69H135V67L136 66H139V64H141L142 66H144V65H146V64H148V66L146 65L145 67L146 68H148L149 69V71L150 72H152L154 69H155V74H149L150 76H152V78H153V76L155 77V79L157 78V79H160L159 80V83H156L157 84V86H161V87H171V85L172 86H174L175 87V85H174V83L173 84H171L170 82V84H169V86H167L168 85V83L165 85V80H166V78L167 79H169V80H171V76H170V73L169 74H167V75H169L170 77L168 78V76L165 74V72H166V70H167V68L169 69L168 71L169 72H173V70H174V73H175V71L177 72H181V73H179L178 75L180 76H182V72H183V74H185V76H183V77H179V76H176V78L178 79V80H187L188 82H181V84L179 85V83H178V86H187V87H190V86H192V87H200L201 85H203V87L205 86V87H208V85L210 86H213L214 84H208L207 85V82L208 81H210V80H212V75H211V73H210V70L212 69L211 68V66L213 65V60H211L212 61V63H210V57H208V56H205V54H207V53H205V51L203 50V52H202V50H199V49H201V47L203 48V47H205L207 44H203L202 43V45L200 46V43H196V42H193L192 40H190L191 38H193L194 36L193 35H191V36H193V37H191V38H189V40H186V39H188L187 38V35H188V33H190L188 30L186 31V28L184 27V26H186V25H189V24H191V26L189 25L188 27H192V29H195V32L194 31H192L193 32V34L195 35V33H198V32H196V29L198 30V29H201V27H202V25L204 26V27H202V29L203 28H208V26H210V27H212V25H213V27L212 28H208V29H210V31L207 29L206 30V32H205V29H203V31L201 32V31H199L200 33L199 34H202V33H206V34H208V32L207 31H209V34H210V32H212V30L211 29H213V28H215V25L214 24H212V25H207V24H209L210 23V21H213V22H215V20H213L214 19V13H213V11L211 12V11H209L208 9H206L207 7H209V5H213V3H215V1L216 0H212L213 2H211L210 0H206L205 2H200V6L202 5L204 8L203 9H201L202 7H200V6H197V3L199 2H197L196 0H194V1H196V2H193L192 3V1H189V0H187V1H189L190 2V4L187 2V1H185L184 2V5L185 6H188L187 4H189V8H188V11H183L184 9H181V8H177V10L175 9V11H172V10H174L173 9V7L175 8L176 6L173 4V3H179V2H177V1H180V0H175L173 3H172V5H169L168 6V4H162L163 3V1L162 0H159L160 1V4L162 5H159V3H157V1L158 0H152V2H151V0L149 1L148 0V2H147V0H131V2H130V0H120V3L116 0H113V7L114 8H112V7H110V6H112V2H110V1H105V3H108V4H106L105 6L104 5H102L101 3H98V2H95V3H98L99 4V6H97L98 4H95L96 5V7L93 5V0H63L62 2H61V0H56V1H58V2H55L54 0V2L56 3L55 4V6H54V2H52V1H50V0H37V1H33L32 0V2H29L28 0H20V2H22V5L24 4L25 6H23V7H25V8H23L22 7V5L20 4V5H17L19 8L20 7H22L21 9H18L17 7H15V6H11L10 4L9 5H6V3L3 1V0H1ZM80 1V2H79ZM82 1H84V3L87 5V4H89V6L87 5H85ZM93 1V2H92ZM97 1H99V0H97ZM101 2H102V0H100ZM99 1V2H100ZM104 1V0H103ZM112 1V0H111ZM143 3H142V2ZM153 1H156V3L158 4H156L155 2L153 3ZM210 3H208V2ZM221 1V4L222 5H224V4H226V6H228V4H229V6H233V8H235L234 10V12H238V10H236V8H237V6L238 5H240L239 7H241V8H243V6L245 7V5H243V3H239V4H233V5H231L232 3L230 2V1H227V0H220ZM27 2V3H26ZM28 2L29 3H33L34 4V8L33 7H31V5H27L28 4ZM38 4H36V3ZM40 2V3H39ZM65 2V3H64ZM69 2H71V3H69ZM92 2V3H91ZM110 2V3H109ZM115 2L117 3L118 2V4H115ZM125 2H130L131 3V7L134 5H136V8H139V11H141L139 14H141L140 16L137 14V13H135V14H137V15H135L131 10V8L130 7H128V10H129V8L131 9L130 11H126V12H128V13H126L125 12V10L127 9H124V7H121L120 8V5H125L126 6V4L127 3H125ZM139 2V3H138ZM142 4H141V3ZM144 2H146V4L144 3ZM149 2H151V3H149ZM181 2H183V0L182 1H180V4H183V3H181ZM207 2V3H206ZM2 3H4V5L2 4ZM45 3V4H44ZM69 5H68V4ZM90 3H91V5H90ZM130 3H129V5L128 6H130ZM132 3H133V5H132ZM147 3H148V5H147ZM152 3H153V5H152ZM194 4V7L192 6V4ZM196 3V4H195ZM212 3V4H211ZM36 4V5H35ZM40 4V5H39ZM60 4H62V5H60ZM71 4V5H70ZM83 4H84V6H86V7H83L82 9H81V7L83 6ZM103 4H104V2H103ZM111 4V5H110ZM138 4H140V5H138ZM207 4V6H204V5H206ZM31 7L32 9L30 10V11H35L36 12V14L33 12V14H35V17L34 16H32L31 14H29V8L27 7ZM42 5V6H41ZM43 5H44V7H48V8H44L43 7ZM73 5H75V6H73ZM79 5H80V7H79ZM93 5V7L92 8H90V6H92ZM100 5H102L101 7H103V8H101L100 7ZM117 5H119V8L120 9H118L117 8ZM137 5H138V7H137ZM146 5V6H145ZM157 5V6H156ZM166 5H167V8H168V10H170L171 8V13L168 11V10H166L167 8H166ZM179 5V4H178ZM192 7H191V6ZM198 5H199V3H198ZM234 5H236V6H234ZM10 7V9L11 10H8V11H12L13 12V10H12V7H14L13 9H16V13L18 14V16H16V14H14L15 12H11L12 13V15L10 14V13H8V11L6 12V10L5 9H7V7ZM37 6V7H36ZM39 6V7H38ZM141 6H143L142 7V9H141ZM145 6V7H144ZM151 6V7H150ZM154 6L156 7L155 8V12H158L159 14H160V16H159V14L158 13H154ZM159 6H161V7H159ZM166 8H164V7ZM181 6V5H180ZM179 6V7H180ZM200 7L199 9H201V10H198V12L200 13V12H202V14L200 13H196L197 11H195L194 10V8H197V7ZM214 6V5H213ZM225 6V5H224ZM225 6V7H226ZM259 6H261L260 4H259ZM26 7H27V11H29L28 12V14L29 15H31L33 18H31V16L29 17V16H27L28 14L26 13ZM35 7H36V9H35ZM52 7V9H50ZM63 9H61V8ZM64 7V8H63ZM94 7H95V9L97 10L98 9V13H96V15H95V17L96 16H98V17H102V18H100L101 19V23L100 24H104L105 23V25H106V23L107 24H109L110 25V19H111V21H113V22H111L112 24L110 25V27L108 28V29H106L107 28V26L108 25H106V27H105V25H100V26H97V24L99 25V22L98 23H94V21L98 18V17H94V11H96L95 9H94ZM98 7V8H97ZM107 8L108 10H109V14H110V12H112L113 14V18L111 17V15L109 16L108 15V13L106 14L104 11L106 10V12H107V9H105V10H103L104 8ZM118 9V10H122L121 11V13H120V11L118 12V11H116V8ZM178 7V6H177ZM238 7V8H239ZM39 10H38V9ZM57 10H56V9ZM73 8V9H72ZM84 8H88L89 10H87V9H84ZM99 8H101V10L99 9ZM113 9V11H111L112 9ZM134 8V7H133ZM146 8V9H145ZM160 8H162V9H160ZM163 8H164V11L166 10V11H168L167 13H166V17H162L163 15H164V11H163ZM182 8H184V6L182 7ZM190 8H192L190 11H189V9ZM210 8V10H211V8L212 7H209ZM9 9V8H8ZM65 9V10H64ZM74 9H76V15L78 14V16H76V18H75V14H73L74 13ZM79 9V10H78ZM91 9V10H90ZM94 9V10H93ZM141 9V10H140ZM144 9V10H143ZM149 9V10H148ZM152 9V10H151ZM159 9H160V11H161V13L159 12ZM179 9V10H178ZM186 10H187V7L185 8ZM5 10V12H3ZM17 10H22V14H25V15H23L24 16V18H23V16H22V14L21 13H19V12H17ZM37 10V11H36ZM52 10H54L53 12H52ZM83 11V12H86L84 15H83V13L81 12V16H80V13H79V11ZM86 10V11H85ZM133 10H136V12L138 11V9H133ZM146 10V11H145ZM157 10V11H156ZM183 11V12H181V11ZM192 10H194L195 12H193ZM207 10V11H206ZM55 11L58 13H55ZM65 12V14H67V15H70V16H67V18L68 19H66V16L65 15H63L64 14V12ZM73 13H72V12ZM87 11H89V13H91L93 16V19H95L94 21L92 20V23H94V28L92 27L91 28V26H93V24L91 25V23H89L90 21H89V18L90 19H92L91 18V14L89 15L88 14V12ZM93 13H92V12ZM99 11H102V12H99ZM142 11H143V15H142ZM148 11V12H147ZM177 11H179L178 13H177ZM203 11L206 13H208V15H209V17H208V15H207V13L206 14H204L203 13ZM243 11V12H242ZM21 12V11H20ZM59 12H63V13H60L59 14ZM69 12H70V14H69ZM117 12V13H116ZM123 12H124V14H123ZM144 12H146V13H144ZM181 12V14L182 13H187V14H185V15H182L181 17H184V19H182L181 17H180V19H178L177 17H176V15L177 16H180L181 14H179ZM213 13L212 15H213V17L210 15L211 13ZM240 12V11H239ZM245 12V13H244ZM262 12H263V10H262ZM5 13V15H8L9 16V18H7V16H4L3 14ZM101 13V14H100ZM192 13L194 14V16L192 15ZM241 13H244V18H246L247 19V21H249L248 19L250 18L251 19V22H254V21H256L257 19H252V18H257V16H254V15H252V16H254V17H252L247 11H245V9H243V10H241ZM13 14L15 15V16H13ZM20 14V15H19ZM27 14V15H26ZM98 14V15H97ZM105 14H106V16H105ZM115 14H117L116 15V17H119V15L121 14V16H122V18L118 21L117 20V18L115 17ZM126 14H130L129 16L130 17H128V15H126ZM155 14V15H154ZM163 14V15H162ZM170 15V16H168V15ZM190 14V15H189ZM197 14H199V15H196ZM3 15V16H2ZM41 15V16H40ZM53 15V16H52ZM54 15H55V17H54ZM58 15H59V17H58ZM60 15H63V17L62 16H60ZM82 15H83V17H82ZM90 16V17H88V23H87V21L85 20V17L86 16ZM100 15V16H99ZM137 16V17H135V16ZM145 15V16H144ZM159 17H157V16ZM189 15L190 17H191V15L193 16V17H195V20H196V22H195V20H191V19H193V17L192 18H189V17H187V16ZM202 15H204V17L202 16ZM264 14H262L261 13V15H258V18H260V17H262L261 18V20L259 19L258 21L260 22V21H262L263 20V22H264V16H263ZM11 16H13V17H11ZM40 16V17H39ZM44 16V17H43ZM73 17L74 16V19L71 21V19L69 18V17ZM85 16V17H84ZM104 16L107 18V16H109L110 18H109V20H108V18H107V22L106 21H104L105 20V18H104ZM120 16V17H121ZM131 16H134L135 18H131ZM144 16V17H143ZM154 16V17H153ZM200 16L204 19H202V18H200ZM211 16V17H210ZM252 18H251V17ZM18 17V18H17ZM19 17H21L20 19H21V22L23 21L24 22V20H26V17H29V18H27V19H29L30 20V22H28L27 20V22H28V24L26 23V21H25V23H26V25L24 24V23H20V24H17V25H13V23L12 22H14L15 24L16 23H18V19H19ZM82 17V18H81ZM130 18V20L128 21V19L127 20H125L126 18ZM152 17H153V21H152ZM158 18L159 19V21H160V18L162 17V19L161 20H163V21H161V22H163V23H159V21H158V19H157V26L158 27H156L155 25H156V18ZM171 17H175V19H177L178 21V23H180V25L175 21H171L172 19H171ZM208 17V18H207ZM2 18V19H1ZM17 18V19H16ZM42 18V19H41ZM44 18V19H43ZM47 18V19H46ZM64 18V19H63ZM78 18H79V20H78ZM115 18V19H114ZM125 18V19H124ZM150 18V19H149ZM164 18V19H163ZM197 18V19H196ZM207 18V19H206ZM209 18H212V19H210V21L208 20ZM23 19V20H22ZM55 19V20H54ZM57 19V20H56ZM63 19V20H62ZM87 19V18H86ZM100 19L99 20H96V21H100ZM123 19V20H122ZM136 20V23H135V20ZM141 19V20H140ZM166 19V20H165ZM167 19H169V21L170 22H173V23H171V24H173V26H167ZM171 19V20H170ZM181 19H182V21H181ZM190 19V20H189ZM246 19H245V21H246ZM7 21V22H4V21ZM9 20V21H8ZM34 20H36L35 21V23L33 24L32 22H34ZM40 20V21H39ZM42 20V21H41ZM43 20H45L44 22H43ZM60 20V21H59ZM75 20L76 21H78V23L77 22H75ZM118 22H117V21ZM151 20V21H150ZM174 20V19H173ZM180 20V21H179ZM199 20H201V21H199L200 23H198V21ZM253 20V21H252ZM12 21V22H11ZM20 21V20H19ZM57 21H59V22H57ZM68 23H67V22ZM79 21H82L81 23H79ZM102 21H103V23H102ZM115 21V22H114ZM121 21V22H120ZM124 23H123V22ZM130 21H133V24H132V22H130ZM138 21V22H137ZM166 23H165V22ZM203 21V22H202ZM205 21H208V23H206ZM12 24H11V23ZM45 22H47L48 24H49V26H48V24H47V27L45 26V32L43 31V29H44V26H42L43 24H46ZM50 22V23H49ZM54 23L53 25H52V23ZM60 22L62 23V22H64V23H66V26H67V24H69V22H74V23H72L71 24V26H70V24H69V29H70V27H80V28H77V29H75V28H72L71 30H68V32H66L67 30L66 29H68V27H63V29H62V25H65L64 23H62V24H60ZM83 22H86V23H84L83 24ZM109 22V23H108ZM116 22L119 24V23H123V24H119V25H121L120 26V28H122L121 29V31H122V34H120V36H119V38H117V36H116V34L117 33H115V31L114 30H116L115 28H116V26H117V32H118V30H119V27H118V24H116ZM130 22V26H128L129 28H131L132 30H133V32L134 33H132V32H128L129 31V28L126 26L128 23ZM139 22L141 23V24H139ZM201 22L202 23H204V24H202L201 25ZM213 22H211V23H213ZM257 22V21H256ZM31 23V24H30ZM39 23V24H38ZM41 23H43V24H41ZM56 23V24H55ZM113 23H114V26L113 27H111L112 25H113ZM154 23V24H153ZM159 23V24H158ZM181 23H183V24H181ZM198 24V25H196V24ZM5 25V28H4V25ZM7 24V25H6ZM11 24V25H10ZM22 24H24V25H22ZM58 24V25H57ZM61 26H60V25ZM77 25V26H75V25ZM81 24V25H80ZM88 25V26H90V28L88 29V26H84V25ZM141 25L140 26V31H141V28H142V32H143V34H141L140 32H139V30L137 31V30H135L136 29V27H137V25ZM153 24V25H152ZM161 24V25H160ZM163 24H165V25H163ZM174 24H178V26H181L179 29H184L185 28V30H182V32L183 33H185V32H187L186 34L187 35H184L183 33H181V35L183 34L184 36H183V41L181 42V43H183V42H186V41H188L187 43H186V46H185V50H183L184 49V46H183V44H185V43H183L182 44V46H181V43H178L179 45H175V47L171 44V42L169 41V43L171 44V47L172 48H170L171 50L174 48H176V47H178V46H181V48H183V49H181V48H177V49H175V52H177V51H180L181 52V50H183V51H185L184 53H185V55L184 54H182V55H184V57L188 54V52H187V50L188 49H191L190 47H192V46H197L198 44H199V46H200V48H196L195 46H194V48H195V50L192 52V50H189L190 51V54H188V56H186V58H188L187 60H185V62H183L184 61V59H181V58H179V56L180 57H182L183 58V56H181V54H180V52H177V56H178V58L183 62V63H185L186 64V68H187V65L189 66H191L192 67V69L191 68H187V69H189V70H191V72L192 71H194V69H196V67H197V69L198 68H200L201 66V68L200 69H198L199 71L203 68L204 70H205V72L203 71H200L201 73H202V75L199 73V71H198V73L199 74H197L198 76H200V79L201 80H199V77L194 73V72H192L191 73V75H192V77L189 75V77H188V71H187V69H183V68H185V65H184V67L182 66L183 65V63H181V61L180 62H178L179 61V59L176 57V53L174 52V51H170V49L168 48V47H166L167 45H168V43L166 44L165 43V38L168 36V37H173L174 36V38H175V36H177V38H179V39H182V38H180L181 37V35L180 36H178V35H176V31H173V27H175L174 26ZM27 25H28V27L32 30H30V32H29V28H26L27 27ZM55 25V26H54ZM73 25V26H72ZM124 25V26H123ZM132 25H134L135 26V28H134V26H132ZM138 25V26H139ZM146 25V27H148L149 29H150V31L148 30V28L147 29H145V26ZM150 25V26H149ZM163 25V26H162ZM183 25V26H182ZM6 26H8V27H6ZM17 26V27H16ZM22 27V29H21V27ZM23 26H25L24 28H23ZM51 26H53V27H56V26H58L57 28H56V30H54V28L53 27H51ZM97 26V27H96ZM101 26H103V31L101 30ZM143 26V27H142ZM166 26V28H164ZM200 26V28H198ZM14 27L20 32H22V30H24L25 31V33H26V30L30 33H26V37H22L21 36V34H20V36L19 37H17L16 35H19V32H17V30L15 31L14 30V32L12 31V29H14ZM20 27V28H19ZM37 27H38V29H37ZM39 27H40V29H39ZM82 27V28H81ZM100 28V29H98L100 32H97V35L95 34L96 33V28ZM159 27H160V29L161 30H159L158 31V29H159ZM168 27H170V29L171 28H173V29H169ZM196 27V28H195ZM48 28H50L52 31H50ZM84 28H86V29H84ZM114 28V29H113ZM123 28H125L126 30H128V31H125L126 32V34H124L125 32H123L124 30H123ZM144 28V29H143ZM157 30H156V29ZM177 28V26L175 27V29ZM234 28L235 27H233V29H232V27L230 28H226L225 29V31H227V35H228V31H230V29H231V31L230 32H232V33H230L229 32V39H230V37L231 36H233L232 37V39H234L237 43H238V41L240 42V39L244 36V35H246V34H243V36L242 35H240L239 33L237 34L236 33V35H237V37H236V35H235V33H233V32H235L236 30H237V28H235V30H234ZM20 29V30H19ZM58 29V30H57ZM66 31H65V30ZM74 29V30H73ZM130 29V31H132ZM164 29V30H163ZM167 29H169V31L171 32V31H173V32H171L170 34H169V31H166ZM174 29V30H175ZM201 29V30H202ZM227 29H229V30H227ZM36 30V31H35ZM39 30V31H38ZM47 30H49L48 32H47ZM54 30V31H53ZM72 30L74 31V33L72 32ZM75 30L77 31H79L80 30V32H82L83 30H85V32H83V33H81V36H79V35H76L77 37H81V39H82V37L85 39V37H87L86 39H88L89 38V40L90 41H92V38H90V37H92V36H96V39H95V41L96 42H94V40L92 41V43H90L89 42V40H87L86 41V39L82 42V40H78V41H81V45H85V47L84 46H80V44H78V42H76V37H74V34L76 33L77 34V32H75ZM89 32V34L88 33H86L87 31ZM91 30V31H90ZM108 30V34H107V32L106 31ZM146 30H148V32L146 31ZM214 30V29H213ZM233 30V31H232ZM5 31V32H4ZM56 31V32H55ZM58 31H65L64 33L65 34H63V35H66V36H69L71 39H72V41H74V42H72V43H70V41H71V39L68 37H65V39L67 38V39H69L70 41H68L67 40V42H69V45H66V44H68V43H66V40H64L63 38H64V36L62 35V34H60ZM93 31V32H92ZM102 31V32H101ZM110 31V32H109ZM120 31V30H119ZM120 31V32H121ZM138 33H137V32ZM146 31V32H145ZM155 31V32H154ZM165 31H166V33H165ZM238 31V30H237ZM11 32H13L14 34L15 33H18V34H15L13 37H12V35H13V33H12V35H10V33ZM35 32H36V35H34L35 34ZM42 32H44V33H42ZM47 32V33H46ZM51 34H50V33ZM52 32H53V34H52ZM71 32V33H70ZM79 32V33H80ZM92 32V33H91ZM135 32L138 34V35H135L134 36V34H135ZM149 32H150V34H153V35H151V36H153V38L151 37V38H148V36H149ZM161 32L163 33V36L161 37L160 35H162L161 34ZM5 33V34H4ZM9 33V36H6V34H8ZM38 33V34H37ZM40 33V34H39ZM55 33V34H54ZM58 35H57V34ZM62 33V32H61ZM68 33V34H67ZM94 33V35H92ZM101 34V37L103 36V34L105 33V34H107V35H105L104 34V38L102 37H99L100 36V34ZM103 33V34H102ZM111 33V34H110ZM130 33H132V36H129V35H127V34H130ZM144 33H148L146 36H144L145 34ZM157 33V34H156ZM159 33V34H158ZM179 33V31H177V34ZM205 33L204 34H202L203 36H201L200 35V39H201V37H202V39H204L205 37L207 38V36H204L205 35ZM252 32H250L249 34H251ZM24 34V33H23ZM31 34H33L32 35V37H31ZM46 34H49L48 36L46 35ZM70 34H72V35H70ZM82 34H86V36L84 37V36H82ZM114 34V37L112 36ZM124 34V35H123ZM140 34V35H139ZM154 34H155V37H154ZM165 34V35H164ZM168 34V35H167ZM208 34V35H209ZM232 34V35H231ZM38 35V36H37ZM54 35H57V36H54ZM63 36V38H62V36ZM90 35H92V36H90ZM156 35H159L161 38H164V39H162V41H161V38L160 37H158L157 36V39L159 38L160 39V41H161V43H160V41H154V38H155V40H156ZM167 35V36H166ZM170 35H172V36H170ZM197 35V34H196ZM235 35V36H234ZM238 35H240V36H238ZM5 36L8 38V37H10V38H5ZM15 36H16V38H15ZM29 36H30V38H29ZM41 36V37H40ZM51 36H54L53 38L51 37ZM73 36V37H72ZM90 36V37H89ZM106 36H107V38L108 39H106L105 40V38H106ZM126 36V37H125ZM186 36V38H184ZM189 36V35H188ZM228 36H227V38H228ZM12 37V38H11ZM29 39H28V38ZM98 37V38H97ZM111 37V38H110ZM136 39H135V38ZM144 37H146L147 38V40H146V38H144ZM195 37H197V36H195ZM204 37V38H203ZM241 37V38H240ZM252 38V34H251V36L249 35L248 36V34L246 35V36H244V38L245 39H247V38ZM15 38V39H14ZM19 38V39H18ZM76 38V39H75ZM112 38H113V40H112ZM127 38H128V40H127ZM236 38V39H235ZM240 38V39H239ZM250 38V39H251ZM3 39V40H2ZM10 39V40H9ZM14 39V40H13ZM60 39L61 40H63L64 41V44L61 46V47H59L58 48V46H55V45H57V44H59V42H63V41H60ZM98 39H99V41H98ZM102 39V40H101ZM110 39V43L108 42V40ZM132 39V40H131ZM133 39H135V40H133ZM142 39H144V41H141ZM166 39H173V38H166ZM184 39H185V41H184ZM194 39V38H193ZM197 39H199V38H197ZM232 39H230V40H232ZM244 39V40H245ZM41 40V41H40ZM58 40V41H57ZM116 40V41H115ZM141 41V42H139L140 43V45H139V43H138V41ZM233 40V41H234ZM97 41L98 42H100L99 44L97 43ZM107 42V43H105V42ZM115 42V43H113V42ZM135 41V42H134ZM146 41V42H145ZM153 41H154V43H153ZM167 41V40H166ZM167 41V42H168ZM234 41V42H235ZM248 41V39L246 40V41H244L246 44H247V46H245V43L243 42V39H241V42H243L244 43V45H242V44H240V43H238L239 45H241V46H237L238 44L237 43H235L234 44V42H233V44L234 45H232V41H231V43L230 42H227L228 44H226V43H223V45L224 46H226V45H228V47H229V44H231L230 46H233V49H234V46H237V47H235V49L237 48V50L238 51H240V50H242V48H244L243 46H245V47H247V48H245V49H243L246 53H243V50L242 51H240L238 54H239V56L238 55H236V53L235 52H238V51H236L235 49H234V52H233V54L232 53H230V52H232V51H226V54L228 53V57H230L229 59H231V63L233 62L232 60H234L235 58L237 59H235V61L233 62V68H234V66H239L238 68L240 69V68H244L245 70H247V71H244V72H242V69H240V71L242 72V74H239V76L241 77V78H250V77H253L251 74L253 73V70H258L259 69V67L258 68H253L252 66H251V64L253 63V61L252 60H254L253 59V57L255 56V53H253L252 51H251V48L249 47V41ZM89 42V43H88ZM112 42V43H111ZM118 42H121V44L122 45H120ZM126 42V43H125ZM129 44H128V43ZM155 42H156V44H155ZM193 42V43H192ZM56 43V44H55ZM75 43L78 45H75ZM95 43L96 44H98V46H100L101 47V49L97 46V45H95ZM118 43V45H120L121 46V49L123 48H125L126 46H127V49L129 50L128 52H126V50L127 49H125V50H123L122 49V51L121 52H119V53H127V54H124L125 55V57H122L123 56V54H120V55H122L121 57H122V61H121V59L120 58H118V57H120L119 56V54H118V56H116L115 57V54H117L118 53V51H119V49H120V46H116L115 47V45ZM123 43L124 44H126L125 45V47H123L124 45H123ZM133 43V45H130V44H132ZM135 43V44H134ZM143 43H145V44H143ZM152 43L154 44V46H152ZM158 43H160L161 45H160V51H162L163 49H162V45H163V48H164V50H166L167 48L169 49H167L166 50V52H168V53H166L165 51H164V53L163 52H160V51H158L157 50V48H158ZM165 43V44H164ZM174 43H176V42H174ZM173 43V44H174ZM194 43H196V44H194ZM252 43V42H251ZM55 44V45H54ZM61 44V43H60ZM72 44H74L75 45V47H74V45L72 46ZM87 44H89V45H87ZM91 44H93V46H91ZM106 45L107 44V46H105L104 47V45ZM112 44H114V45H112ZM158 44V45H157ZM191 46H190V45ZM194 44V45H193ZM253 44V43H252ZM47 45L49 46H53L54 47V49H53V47H52V49L54 50H49V51H47L46 50V47H47ZM108 45L110 46V45H112L110 48H112L113 46L115 47V49H114V47H113V49L114 50H109L108 48H106V47H108ZM188 45V46H187ZM46 46V47H45ZM67 46V47H66ZM68 46H69V48H74V49H69L68 48ZM72 46V47H71ZM87 46V47H86ZM89 46H90V48H94L93 50L92 49H89ZM130 46V47H129ZM134 46H136V48L134 47ZM140 46V50H139V48L138 47ZM150 46H152V48H153V52H151L152 51V48L150 47V50H149V47ZM190 46V47H189ZM207 46H209V45H207ZM250 46H251V44H250ZM261 46V45H260ZM79 47H83V52L84 51H88L87 52V54H89V55H86L87 56V58L86 57H84V56H81L82 55V51L80 50L81 48H79ZM99 48V50L101 51V53L103 52V54H101L100 53V57H101V59L102 58H105L106 60H107V62L109 61V60H112L113 58H116V61H115V59H114V61L115 62H118V63H116V64H114L115 62H108V64H106L105 63V65H103V63L104 62H106L105 60H100V57L98 56V54H99V51H98V49H96V48ZM155 47V48H154ZM227 47V46H226ZM248 47H249V49H250V51H248L249 49H248ZM58 48V49H57ZM86 50H85V49ZM102 48H103V50L104 51H106L107 49V52H110V51H112V52H116L115 54L114 53H111L110 52V56H109V54L107 55L106 54V52H104L103 50H102ZM104 48H106V49H104ZM135 48V49H134ZM47 49H49V47H47ZM67 49V50H66ZM146 49L149 51H146ZM173 49V50H174ZM179 49V50H178ZM187 49V50H186ZM61 50V51H60ZM92 52H91V51ZM201 51L202 53H203V56H201L202 55V53L200 54L199 53V51ZM68 51V52H67ZM123 51H125V52H123ZM137 51V52H136ZM144 51H146V52H144ZM182 51V52H183ZM67 52V53H66ZM78 52V53H77ZM85 52V53H86ZM96 54H95V53ZM133 52V53H132ZM136 52V53H135ZM138 52H140V53H138ZM158 52V53H157ZM169 52H170V57H172L171 59H174V61L173 60H171L169 57V59H167L166 57L168 56V55H166V54H169ZM181 52V53H182ZM242 52V53H241ZM249 52V53H248ZM252 52V53H251ZM56 53V54H55ZM61 53V54H60ZM85 53H83V55L85 54ZM135 53V54H134ZM147 53H148V55H147ZM150 53V54H149ZM160 53V56L162 55L163 57H164V61H163V63L165 62L166 64L167 63H169V66L166 68L165 66H166V64H163L162 62H161V60H160V58L162 57H159V54ZM166 53V54H165ZM180 55H179V54ZM46 54H47V56H46ZM50 54V57L48 56ZM65 54H66V56H65ZM80 56H79V55ZM91 54L93 55V54H95L94 56H91ZM132 54V55H131ZM137 54H138V56H142V57H138L137 56ZM144 56H143V55ZM153 54V55H152ZM155 54H157V56L159 57H157ZM165 54V55H164ZM173 54V55H172ZM191 54H192V56H191ZM195 54H197V56L195 55ZM200 54V55H199ZM229 54H231V56H229ZM243 54V55H242ZM248 54V55H247ZM61 55L63 56L64 55V57L62 58V59H60L61 61L60 62H56V63H53L54 61H53V59H59V57H61ZM77 55L79 56V61L77 62V63H75L77 60ZM102 55V56H101ZM103 55H104V57H103ZM107 57H106V56ZM127 55V56H126ZM131 55V56H130ZM190 55V56H189ZM201 57V58H199V56ZM236 57H235V56ZM56 58H55V57ZM88 56H91V58L89 59L88 58ZM95 56L96 57H98L96 60H95V62L97 61H99L100 60V66L98 65V67H97V64L95 63L94 65H93V61H94V59H95ZM113 56V57H112ZM136 56V57H135ZM155 56L158 58V60L155 58ZM166 56V57H165ZM174 56L177 58V59H175L174 58ZM194 56V57H193ZM249 56V57H251V58H247V57ZM49 57L51 60L49 61V60H47L48 61V63H47V61H46V59ZM94 57V58H93ZM138 57V58H137ZM162 57V58H163ZM204 59H203V58ZM205 57H208V59H207V61H206V58ZM48 58V59H49ZM75 58V62L73 61V59ZM82 58H83V61L85 60L86 61V59L88 60H91V59H93L92 61H91V63L89 62V60H88V62L90 63V65H88L87 66V64H89L87 61L85 62L86 64H84L83 62H82ZM84 58H86V59H84ZM110 58H112V59H110ZM131 58V59H130ZM137 58V59H136ZM143 58H144V61H142L143 60ZM154 58V59H153ZM233 58V59H232ZM64 59H66L65 61H64ZM68 59V60H67ZM99 59V60H98ZM120 60V62H122V64H120V62L119 61H117V60ZM128 59V60H127ZM134 59H136V60H134ZM140 59H142L141 61H140ZM156 59V61L154 62V60ZM192 59V60H191ZM205 60L207 63L209 62V67H208V65L207 64H205V61H203V63H202V60ZM251 60V63H249V61L248 60ZM70 60V61H69ZM145 60H147V61H145ZM168 60H170L171 61V63L170 62H168ZM179 63V64H177V62ZM195 60V61H194ZM57 61V60H56ZM130 61V62H129ZM136 61H137V63H136ZM148 61H150V63L151 64H153V65H151ZM152 61H153V63H152ZM194 61V62H193ZM197 61V62H196ZM228 61H230V60H228L227 59V61H226V63L228 64H226L225 66H224V69L226 70H229V69H231L232 70V66H230L231 65V63L230 62H228ZM81 62H82V64H81ZM102 62V63H101ZM126 62V63H125ZM130 63V65H128L127 63ZM142 62H143V64H142ZM158 62V63H157ZM159 62H161L162 63V65L163 66H161L160 64H159ZM199 62H201V63H199ZM70 63H75L76 64V66H74V65H69L70 66V68L67 66L68 64H70ZM134 63V64H133ZM155 63H157V65H158V67L159 66H161V67H164V68H160L159 70H158V72H156V68H158L157 66H156V64ZM177 64V65H175L176 66V69H175V67H173L174 66V64ZM50 64V65H49ZM55 64V65H54ZM84 64V67H82V65ZM91 64L93 65V67H92V69L91 68H87V67H91ZM111 64H112V66H111ZM125 64H127V65H125ZM133 64V65H132ZM171 64V65H170ZM182 64V65H181ZM196 64H198L197 66H196ZM212 64V65H211ZM86 65V66H85ZM115 65V66H114ZM116 65H118V66H116ZM124 65V66H123ZM139 66L138 68H141L142 66ZM150 65H151V67H152V69L150 68ZM168 65V64H167ZM193 65V66H192ZM194 65H195V68H193L194 67ZM200 65V66H199ZM251 66V67H249L250 68V70H249V68H248V66ZM57 66V67H56ZM65 66H67V68L69 69V71L67 70V69H65L67 72H65V70L63 69V68H65ZM82 67L83 69H81V71H79V68L78 67ZM103 67V71H106L105 73L103 72H100V67ZM121 66V67H120ZM126 66H128V67H126ZM131 66L133 67V68H131ZM40 68V69H38L39 70V72L37 71V68ZM75 67V68H74ZM80 67V68H81ZM95 67H97L96 69H94L93 70V68H95ZM116 67V68H115ZM123 67H124V69H123ZM131 69H130V68ZM145 67H143V69H146ZM181 67V68H180ZM213 67V66H212ZM229 67H231V68H229ZM78 68V69H77ZM108 70H110V71H108ZM110 68V69H109ZM115 68V69H114ZM122 68V69H121ZM137 68V67H136ZM166 68V69H165ZM171 68V69H170ZM248 68V69H247ZM72 69H74V70H72ZM87 71H86V70ZM99 70V72H97L98 70ZM105 69V70H104ZM118 69L120 70V71H118ZM132 69H135V70H132ZM142 69V68H141ZM151 69V70H150ZM165 69V70H164ZM181 69V70H180ZM214 69V68H213ZM234 69H237V68H234ZM238 69V70H239ZM243 69V70H244ZM56 70H58V71H56ZM60 70V71H59ZM62 70V71H61ZM85 70V71H84ZM89 70V71H88ZM97 70V71H96ZM116 70V71H115ZM161 70H163V72H162V74H161ZM252 70V71H251ZM64 71V72H63ZM77 71V72H76ZM80 73H84V72H86L85 73V76H87L86 74H89V77H90V79H89V77H87L86 79L84 78L85 76H84V74L83 75H80V76H78V74H79V72ZM94 71V72H93ZM96 71V72H95ZM107 71L110 73V77H111V79H107L106 77H108L109 78V76H108V74L107 75H105L106 73H107ZM113 71H115L117 74H115V72H113ZM144 72H142V73H144V74H146L147 72H145L146 70H143ZM160 71V72H159ZM187 71V72H186ZM36 72H38L37 74H36ZM55 72L57 73L58 72V75L56 74V76H55V79H54V75H55ZM75 72V74L74 75H77V77H75L72 73H74ZM89 72V73H88ZM119 72V73H118ZM121 72H123L122 74H121ZM132 72V73H131ZM149 72V73H150ZM186 72V73H185ZM154 73V72H153ZM157 73H160V77L158 76L159 74H157ZM196 73H197V71H196ZM209 75H208V74ZM36 74V75H35ZM61 74V75H60ZM102 74H104V76L102 75ZM126 76H125V75ZM148 74V73H147ZM147 74H146V77H147ZM165 74V75H164ZM35 75V76H34ZM71 75H73V79H72V76H71V79L69 80V79H67V78H69ZM100 75V76H99ZM131 75H132V77H131ZM157 75V76H156ZM164 75V76H163ZM171 75H172V77H174L175 76V74L173 75L172 73H171ZM207 76V77H205V76ZM31 76H32V78H31ZM64 76V77H63ZM68 76V77H67ZM84 76V77H83ZM98 78H97V77ZM106 76V77H105ZM114 76H119L118 78H115ZM123 76H125L126 78L127 77H129L130 79V81H128L125 77V79L123 78ZM135 76V75H134ZM142 76L145 78V75H143L142 74ZM150 76H148V77H150ZM163 76V77H162ZM195 76V77H194ZM34 77H38L39 78V80L37 81V82H35L34 81ZM75 77V78H74ZM82 77L86 80H84V79H82ZM112 77H114L113 79H112ZM138 77H140V75H138ZM191 77V78H190ZM206 78L204 81H203V79L204 78ZM62 78V79H61ZM64 78L66 79V83H65V80H64ZM77 78V79H76ZM79 78V79H78ZM97 78V79H96ZM136 78V77H135ZM141 78V77H140ZM139 78V79H140ZM152 78H151V80H152ZM161 78H163V79H161ZM194 78V79H193ZM57 79V80H56ZM61 79V80H60ZM80 79L82 80L81 81V83H80ZM117 79H119L120 81L122 80V79H124V80H122V84L121 83H118L117 85L115 84V83H117ZM134 79V78H133ZM155 79H153L154 80V82H156V80ZM174 79H175V77H174ZM35 80H37V79H35ZM60 80V81H59ZM75 80V81H74ZM79 81V84H78V81ZM109 80V81H108ZM115 80V81H114ZM141 80H143V79H141ZM164 81V82H161V81ZM63 81V82H62ZM67 81H68V85H67ZM70 81V82H69ZM77 81V82H76ZM83 81H85V82H83ZM114 82V84L116 85H114L113 84V82ZM120 81H118V82H120ZM167 81V80H166ZM196 81H200V82H196ZM202 81V82H201ZM64 83V84H62V83ZM75 84H74V83ZM110 82V83H109ZM153 82V83H154ZM158 82V81H157ZM204 82V83H203ZM69 83H71V84H69ZM76 83H77V85H76ZM86 83V84H85ZM90 83H92V84H90ZM97 83V84H98ZM109 83V84H108ZM112 83V84H111ZM131 83V84H130ZM152 83V84H153ZM190 85H189V84ZM197 83V84H196ZM198 83H199V85H198ZM84 84V85H83ZM91 85V86H89V85ZM123 86V88H128L127 90H129V87H130V90H131V93H132V96H131V93L130 92H128L127 93V90L125 89H122V88H119V86H121V85ZM126 84V86H127V84L129 85V87L127 86H124ZM148 84L149 83H147V85L146 86H148ZM151 84V85H152ZM156 84L154 83L153 84V86L154 87H156ZM159 84V85H158ZM192 84V85H191ZM194 84V85H193ZM64 85V86H63ZM78 85H79V89L78 88H76V87H78ZM80 85H81V87H80ZM140 85V84H139ZM138 85V86H139ZM177 85V84H176ZM189 85V86H188ZM74 86H76V87H74ZM82 86H84L83 87V89L87 86H89L90 88H91V91H92V89H93V91L91 92V91H88V90H90L89 89V87H88V90H87V88L85 89V91L83 90V89H81L82 88ZM113 86H115V87H113ZM145 86V87H146ZM178 86H176V87H178ZM184 86V87H185ZM63 87H65V88H67V89H64ZM116 87H118L120 90L118 91V89L116 88ZM140 87H141V85H140ZM144 87V86H143ZM107 88H108V91H110V93L107 91ZM111 88H112V92H111ZM158 88V87H157ZM160 88V87H159ZM18 89H23V90H25L23 93H19L18 91ZM114 89H115V92H114ZM18 90V91H17ZM27 90H28V92H30L31 93V95H28V94H30V93H28L27 92ZM87 90V91H86ZM98 90V89H97ZM122 90L124 91L123 93H122ZM133 90H134V92H133ZM145 89H139L137 92L139 93V91H144ZM148 89H146L145 90V92L143 93V95L146 93V96H142L141 97V99H143V98H145V97H147V98H145V101H144V99H143V101L141 102V104H142V106H141V109L143 110V111H147L146 112V115H148V119L145 121L146 123H149V122H151L152 121V119H156V118H158L159 117V119H161L162 118V120H166V119H168V118H170V116L168 115L167 116V112H168V104H172L173 102H174V100L175 101H178L181 97V95H183L182 96V98H181V100H179V105L181 106V104H182V106H181V109L184 107V108H187V107H185V105L183 106V104H184V101H185V104H186V100L189 102V101H191L192 99H193V97L192 96H195V94H197L194 90H192V89H185L184 91L183 90H181V91H177L178 92V94L176 93V96H175V98L173 97V91L171 92V90H166V93L169 91L170 92V94L168 93L167 95H166V93H164L165 92V90H164V92H163V94L161 93H159V96L156 94V97L157 98H155V95H154V97L152 96V93L153 92H148L147 91ZM157 90V89H156ZM159 90V89H158ZM75 91V92H74ZM79 91V93H80V95L78 94V93H76V92H78ZM116 91H117V93H118V97L116 96L117 95V93H116ZM121 91V92H120ZM155 91V90H154ZM161 91H163V90H161ZM193 92V94H192V92ZM74 92V93H73ZM81 92H85V93H83V95H84V97H83V95H82V93ZM87 92V93H86ZM91 92V94L92 95H95L94 97L92 96L91 97V94H89ZM97 92V94H95ZM149 94H148V93ZM156 93H158V92H160V90L159 91H155ZM155 92H154V94H155ZM180 92H181V94H180ZM184 92V93H183ZM189 92H191L190 94H189ZM19 93V94H18ZM25 93H27V94H25ZM72 93H73V95H72ZM109 93V94H108ZM124 93L126 94V95H124ZM172 93V94H171ZM183 93V94H182ZM23 94H24V96H23ZM85 94H87V95H85ZM88 94H89V96H88ZM127 94L128 95H130V96H127ZM140 94H142V93H140ZM191 95L190 97H192V99L191 98H189L188 96H187V99L185 100L184 99V97H186L185 95ZM28 95V96H27ZM76 95L79 97V99H78V97H77V100L76 99H74L75 101L73 102L72 101V99L73 98H76ZM82 95V96H81ZM97 95V96H96ZM113 95V94H112ZM148 95H151V96H148ZM162 95H163V97H162ZM169 95V96H168ZM177 95H178V97H177ZM25 96H27V97H25ZM32 96V97H31ZM71 96V97H70ZM100 96V97H99ZM166 96V97H165ZM168 96V97H167ZM71 99H70V98ZM88 98V100H87V98ZM98 99H97V98ZM106 97H105V99L104 100H106ZM130 97V98H129ZM154 98V99H152V100H154V101H152L151 99V101H152V103H150L151 101L149 100V98ZM174 98V99H172V101L170 100L171 98ZM80 98H82V100H80ZM84 98H85V100H84ZM100 98V99H99ZM165 98V99H164ZM195 99H193V101H195V102H187V106L189 107V109L190 110H193V111H196V107H194V105L198 102V101H200V99L199 98H197V95H196V97H194ZM110 99V100H109ZM140 99V98H139ZM147 99V100H146ZM159 99V100H158ZM167 99V100H166ZM178 99V100H177ZM183 99H184V101H183ZM191 99V100H190ZM70 100H71V103H72V107H71V103H70ZM79 100H80V102H79ZM128 100H130V101H128ZM132 100H134V99H132ZM135 100H136V96H135ZM160 100H164L163 102L161 101V102H159ZM169 100V101H168ZM78 101V102H77ZM87 103H86V102ZM89 101V102H88ZM137 101V100H136ZM157 101L160 103V105H159V103H157ZM180 101H183V103L181 102V104H180ZM197 101V102H196ZM76 102V103H75ZM153 102H155L154 104L156 105V104H158L159 106H157V110H155V112H157L156 113V115L157 114H159V115H155V113H154V110L152 111L151 110V108H154L155 107V105L153 104ZM88 103L90 104L91 103V109H92V107H93V109L91 110L90 109V105H89V108H87V106H88ZM93 103V104H92ZM146 103V105H143V104H145ZM178 103V102H177ZM76 106H75V105ZM81 104V105H80ZM83 104H87V106H84L85 108H84V110L83 109H81V106H83ZM113 104V103H112ZM151 104H153V105H151ZM190 104V105H189ZM68 105L73 109V111L74 110H77L78 108H77V106L81 109V111L79 110H77V111H75L76 113H74L73 111H72V109L70 110V107H68ZM93 105V106H92ZM167 105V106H166ZM173 105V104H172ZM172 105H170L169 106V109L171 110L172 109ZM118 106L115 104L114 105V107H116L117 109H114L115 111L117 110H119V108H118ZM126 106H128V107H126ZM180 106H179V108H180ZM69 108V110H68V108ZM125 107V108H124ZM143 107H145L144 109H143ZM149 107V108H148ZM160 107V108H159ZM171 107V108H170ZM94 108H95V110H94ZM111 108V107H110ZM146 108H148V109H146ZM163 108V109H162ZM97 109L98 110H100V111H97ZM121 109V108H120ZM155 109V108H154ZM159 109H161L162 111H160ZM164 109H166L167 110V112L164 110ZM131 110V109H130ZM88 111V112H87ZM89 111H90V113H89ZM95 111V112H94ZM102 111H103V113H102ZM150 111V112H149ZM71 112V113H70ZM79 112V113H78ZM83 112V113H82ZM93 112V113H92ZM152 112H153V114H152ZM76 114V115H75ZM77 114H78V116H77ZM86 114H87V117L88 118H86ZM93 114H94V116H93ZM150 114V115H149ZM73 115H75V118H74V116ZM80 115V116H79ZM103 115V116H102ZM163 115H165V117L163 116ZM153 116V117H152ZM192 116H194L195 117V119L196 118H205L206 120H207V123H208V125H211V127L212 128H214V129H217L218 128V120L215 118V116H212V115H207V116H196V115H191V116H188V117H190V119L192 118L193 119V117ZM208 116H210V117H208ZM80 117V118H79ZM122 117H128V115H126V116H122ZM133 117H134V114H130L129 115V119L131 120V119H133ZM141 117H144V118H141ZM150 117V118H149ZM152 117V118H151ZM73 118V119H72ZM109 118H111V116H109ZM118 118V117H117ZM136 118V117H135ZM140 118L141 119H145V115H143V116H140ZM80 119V120H79ZM82 119V120H81ZM125 119V118H124ZM128 119V121H130ZM140 119V120H141ZM151 119V120H150ZM95 120V121H94ZM149 120V121H148ZM194 120V119H193ZM98 123H97V122ZM109 122V121H108ZM131 122H132V120H131ZM144 122V123H145ZM194 122V121H193ZM192 122V123H193ZM211 122V123H210ZM72 123V124H71ZM118 123H119V125H118ZM141 123L142 124H144L143 123V121L141 120ZM146 123H145V126H146ZM210 123V124H209ZM214 123V124H213ZM150 124V123H149ZM149 124H148V126H146V127H149ZM215 124H216V126H215ZM121 125H122V127H121ZM134 125V124H133ZM70 126V127H69ZM71 126H72V128H73V126H74V128L72 129L71 128ZM79 126H80V129L81 130H83V131H85V132H83V131H81L80 129H79ZM97 126H98V128L99 129H97ZM127 126V127H126ZM70 128L71 129V131H75L76 129H77V131H75L73 134L71 133V131L69 130L68 131V133L69 134H66L67 132V128ZM78 127V128H77ZM93 127V129H91ZM102 127V128H101ZM63 128H65L66 130H65V134H66V137H67V140L65 139H63V138H66V137H63L64 136V134L62 133L63 131H64V129ZM68 128V129H69ZM140 128V127H139ZM86 129V130H85ZM127 129V130H126ZM63 130V131H62ZM79 130V131H78ZM114 130H116V131H114ZM121 130V131H120ZM124 130V131H123ZM112 131H114V132H116V134H113L112 133ZM123 131V132H122ZM126 131V134H125V137H124V134H122V133H124ZM80 132H82V134L80 133ZM93 132V133H92ZM96 132V133H95ZM119 134H118V133ZM76 133H78V134H76ZM84 133V134H83ZM141 133V132H140ZM62 134V135H61ZM72 134V136H69V135H71ZM105 134L106 135H108L109 136V138H108V136L105 138ZM112 134H113V136L115 135V137L114 138H110L111 136H112ZM74 135V136H73ZM93 135V136H92ZM111 135V136H110ZM118 135V136H117ZM119 135L121 136H123V137H119ZM54 137H56V141L54 140ZM74 137V138H73ZM67 143V144H65V142H63V140ZM119 138V139H118ZM122 138H125V139H127L126 140V142H125V147L128 149V150H126V152L124 151L123 152V162L122 163H120L121 164V166L119 167V157H120V155H118V152L120 153V151H121V146H122V144H120L122 141H123V139ZM106 141H105V140ZM117 139L119 140V142L120 143H117L118 141H117ZM121 139V140H120ZM57 140L59 141V142H57ZM60 140H62V142L63 143H61V141ZM84 140H85V143H84ZM54 141H55V143H56V145H54ZM78 142V144L80 145V144H82V147H79L80 148V151H82V152H79V150H77L74 146V151H73V148H69L70 150H69V152H71V153H67L68 151V148H67V146H69V145H72V143H74V142ZM108 141H110L111 142V146H112V144H113V146H114V148H112L111 146H110V144L107 146V143H103V142H108ZM72 142V143H71ZM80 142V143H79ZM88 144H87V143ZM109 142V143H110ZM60 143V144H59ZM70 143V144H69ZM103 143V144H102ZM122 143H124V142H122ZM77 144V143H76ZM75 143H74V145L77 147L78 145H76ZM102 144V145H101ZM106 144V145H105ZM121 146H120V145ZM66 146L65 147V149H61V147L62 146ZM93 145V146H92ZM105 145V146H104ZM49 146V147H48ZM59 146H61V147H59ZM81 146V145H80ZM84 146V147H83ZM106 146L110 149V150H106V149H108V148H106ZM58 149V148H60L58 151H60L61 153H66V155L64 154V156L66 157H63L64 159H65V161H64V159L62 160V164H60L59 163V161L57 162V161H55V160H53L52 158H57L58 157V154L60 153H58V154H56V152L55 151H57V150H55L56 148ZM94 147V148H93ZM98 147V148H97ZM53 148H54V150H53ZM78 148V147H77ZM89 148V149H88ZM104 148H105V150H104ZM85 151H84V150ZM64 150V151H63ZM72 150V151H71ZM133 150V151H132ZM63 151V152H62ZM86 151H87V153L89 154L90 153V155H87V153H86ZM90 151V152H89ZM107 151V152H106ZM112 151H114V153H112ZM27 153V154H29L30 155V157H28V155L27 154H25V153ZM34 154H33V153ZM93 152H95V153H93ZM104 152H106V154L104 153ZM30 153H32V155L30 154ZM54 153H55V155H54ZM60 153V154H61ZM69 154H73L72 155V157L69 155ZM85 154H86V156H85ZM127 154V155H126ZM56 155H57V157H56ZM68 155H69V157H68ZM126 155V156H125ZM133 155V156H132ZM168 155V154H167ZM175 156H176V154H174ZM173 155V156H174ZM188 155H190L189 157H191V154H187V156ZM195 155V153H192V157ZM27 156V157H26ZM54 156V157H53ZM118 156V157H117ZM130 156V157H129ZM60 158L62 157V156H59ZM79 157V158H78ZM86 157V158H85ZM88 157H90V159H91V161L89 162V158ZM129 157V158H128ZM179 157H182V155L181 156H179ZM68 158H70L71 160L69 161L68 160ZM77 158H78V160L80 159V161L81 162H77L78 160H77ZM98 158V160H96ZM58 159V158H57ZM62 159V158H61ZM68 160V162H67V160ZM77 160L76 162L74 161V162H72L73 160ZM85 159V160H84ZM87 159H88V161H87ZM130 160V162H126L125 160ZM108 160V161H107ZM64 161V162H63ZM84 161H87L86 163H90V164H88V165H90V166H88L87 164H85V162ZM96 161H99V162H96ZM65 162H67V163H65ZM158 162H159V164H158ZM158 162H157V164H158V170L157 171H154L153 173H152V175H154V174H157V173H159V181H163V182H165V181H168L167 183H172L173 182V184L176 182L177 183V181L178 182H180L179 181V179H177V177H176V179H174L173 178V176H170L169 178H166V176L167 175H170V172H168L167 173V171H164V170H162L161 168H162V161L161 160H158ZM72 163H75V164H72ZM81 163H84L85 164V166H82L83 164H81ZM95 163V164H94ZM127 163V165H125ZM54 164H59V165H57V166H55ZM66 164V165H65ZM81 164V166L79 167L78 165H80ZM123 164V165H122ZM57 168H55V167ZM67 167V168H63V167ZM71 166H73L72 168H70ZM110 166V167H109ZM49 167V168H48ZM61 167V168H60ZM135 167V168H134ZM68 168H70L69 170H68ZM74 168H76L75 170H77V169H79L78 171L80 172H78V171H75V170H73ZM99 168V169H98ZM108 168V169H107ZM119 168V169H118ZM63 169L66 171H63ZM81 169H83V173H82V170ZM132 170V172L130 171V170ZM97 170H98V172H97ZM99 170H100V173H99ZM105 170H107V171H105ZM112 170H113V172H112ZM102 171V172H101ZM116 173H115V172ZM127 171V173H129ZM71 172V173H70ZM84 172L86 173L85 175H84ZM107 172V173H106ZM162 172H163V174H162ZM68 173V174H67ZM76 173H79V174H76ZM103 173V174H102ZM113 173H114V176H110L111 174L113 175ZM126 173V174H127ZM53 174H55V175H53ZM60 176H59V175ZM63 174V175H62ZM88 174V175H89ZM97 175V176H95V175ZM119 174H117V175H119ZM163 175V177L161 178V175ZM166 176H165V175ZM75 176V175H77V177H73V176ZM134 175V176H133ZM50 176H52L51 178H50ZM61 176H63L62 178H63V181L61 180ZM82 176V177H83ZM95 176V177H94ZM129 176V177H128ZM70 177V178H69ZM81 177V176H80ZM81 177V179L82 180H87V179H89L88 177H86V178H82ZM130 177H135L134 179H136L135 181H137V183L132 179V178H130ZM168 177V176H167ZM67 178V179H66ZM70 180H72V181H70ZM165 178V179H164ZM79 180H80V178H78ZM123 179V180H122ZM127 180V184H131L130 185V187H129V185H126L125 183H124V181L126 182V180ZM169 179V180H168ZM62 181V183H61V181ZM78 180V183L79 182H81L82 183V180H80L79 181ZM102 180V181H101ZM106 180V181H105ZM118 180V181H117ZM131 182H130V181ZM153 179H151V181H152ZM58 181V182H57ZM70 181V182H69ZM83 181V182H84ZM88 181V180H87ZM86 181V182H87ZM104 181L106 182V183H104ZM123 181V182H122ZM85 182V185H87V183ZM130 182V183H129ZM136 183V186L138 187V188H140V190L137 188V187H132L134 184ZM61 183V184H60ZM64 183V184H63ZM70 183V184H69ZM76 184V185H75ZM100 184V185H99ZM98 185V186H97ZM60 186H62L61 188H60ZM70 186L72 187V191L70 190H68L69 188H70ZM80 187H83V189H81ZM87 187H88V185H87ZM86 187V188H87ZM113 187H114V189H113ZM59 188V189H58ZM78 188H80L79 190H78ZM136 188V189H138V190H135L134 191V189ZM71 189V188H70ZM75 189V190H74ZM94 189V188H93ZM96 189V188H95ZM83 192H82V191ZM97 190V189H96ZM61 191V192H60ZM73 191H75V192H73ZM85 191H86V189H85ZM97 191V192H98ZM134 191V192H133ZM55 192V193H54ZM69 192H70V195H69ZM78 194H77V193ZM82 192V193H81ZM115 192H118V195H119V192L120 193H122L120 196H116V194H115ZM131 192H133V194L131 193ZM74 193V194H73ZM81 193V194H80ZM124 193V194H123ZM130 193V194H129ZM67 194V195H66ZM77 194V195H76ZM79 194H80V196H79ZM127 194H129V195H127ZM63 195V196H62ZM64 195H66L65 197H64ZM90 195H92L93 196V194H90ZM94 195H96L95 193H94ZM113 195H111V196H113ZM132 195H134V196H132ZM139 195V196H138ZM69 196H71V197H69ZM73 196H74V198H73ZM76 196V197H75ZM88 196V195H87ZM122 197H123V199H122ZM135 197V198H134ZM71 198H73V199H71ZM80 198V199H79ZM2 199H4L5 201L3 202V200ZM7 199V200H6ZM9 199V200H8ZM15 200L16 199V202H18V206H20V205H22V206H20L19 207V209H18V211L22 208V207H26V206H23V205H26V203H27V208H29V209H26V208H24L25 210H23L22 211V209H21V212H18V211H16L18 214V217L16 218V216L17 215H15V216H13L14 214H10L11 212L9 211L8 212V210L10 209V208H12L13 207V205H12V203H13V201L12 200ZM17 199H18V201H17ZM20 199H22V200H20ZM26 199H28L29 200V202H28V200H26ZM36 199V200H35ZM37 199H42V200H37ZM63 199H64V201H63ZM71 200V202L72 201H74V200H76V202H77V204H79V207H80V209L78 208V211H77V208H74L73 206H74V204H75V202L74 203H72L73 204V206L71 207V205L68 203V202H70V200ZM80 201H79V200ZM82 199V200H81ZM85 199H87V198H85ZM119 199V200H118ZM2 200V201H1ZM68 200V201H67ZM120 200L122 201V204H121V202H120ZM125 200H127V201H125ZM136 200V201H135ZM9 201H12L11 203L9 202ZM22 201H23V204H22ZM143 201V200H142ZM2 202V203H1ZM64 204H63V203ZM70 202V203H71ZM105 202V203H106ZM5 203L7 204L6 206H5ZM63 205H65L66 203H68L69 204V206L68 205H65V206H63ZM93 202H91V204H92ZM136 203V204H135ZM12 205V207L10 206V207H8L9 205ZM59 204H61V205H59ZM134 204H135V206H134ZM17 205V204H16ZM59 205V206H58ZM76 205V204H75ZM93 205V204H92ZM112 205V206H113ZM131 205H133V206H131ZM137 205V206H136ZM140 205V206H139ZM17 206V207H18ZM60 206H62V207H60ZM77 206V205H76ZM82 206V207H81ZM15 203H14V209L13 210H15ZM60 207V208H59ZM65 207V209H63ZM67 207V208H66ZM68 207L70 208H73L74 210H76V211H73V209H72V211H71V209H68ZM88 207L90 208V209H88ZM135 207H137V208H135ZM58 208V209H57ZM61 208H62V210H61ZM128 208V207H127ZM129 208V209H130ZM134 208V209H133ZM11 209V210H12ZM68 210V212H67V210ZM84 209V210H83ZM87 209V210H86ZM91 209H92V211H91ZM3 210V211H2ZM16 210H17V208H16ZM59 211V212H61L62 213V211H63V213L61 214H59V212H58V214H59V216L55 213V211ZM61 210V211H60ZM81 210H83L82 212H81ZM124 210V209H123ZM70 211V212H69ZM111 211H113L112 210V207H111ZM13 212H15V211H13ZM65 212V213H64ZM68 214H67V213ZM71 212H72V214H71ZM77 212V213H76ZM80 212V213H79ZM6 213H8V214H6ZM83 213H87V216H86V214H83ZM109 213H110V211H109ZM140 213H143V211H141ZM139 213V214H140ZM153 213V212H152ZM151 212L150 213H146V212H144L143 213V215L142 214H140L142 217L140 218V220H139V223H140V225H144V227H145V229H146V234H145V236H146V238H148V242L149 243H147V248H148V250L147 251H144V253H142V255H140V254H138V256L135 258L134 256H136L134 253H132L131 254V256H130V263H132V262H138V261H141V259H143V258H145V260H148L150 263H155V264H177V263H179V262H181V263H179V264H182V263H184L185 264V261H186V258H188L189 256H190V258H188L189 260H192V261H190L189 263H192L193 264V262L194 263H196L197 262V259H198V256L195 254V246H192L193 244H191V243H194L195 242V240L193 239H191L190 240V242H189V233L187 234V235H185L186 233H187V231L186 232H184L183 230H177V229H175L169 222H167V221H163V220H161V218H157V217H155V214L153 213L152 214ZM3 214H6V216H3ZM23 215V217H24V215H26V217L29 215L31 218H32V220H35V219H37L36 221H34L36 224H38V226L35 224V223H33L32 222V224L34 225V228L32 227V226H30L31 225V223H29V222H31L32 220H30L31 218H23L22 217V219L20 218V216H22ZM43 214V215H42ZM79 214V215H78ZM10 215L12 216L11 218H10ZM40 216V217H42V218H35V216ZM49 215V216H48ZM55 215H57V216H55ZM28 216V217H29ZM45 216V217H44ZM63 216H65V218L63 217ZM78 216V217H77ZM84 216H86V218H84ZM92 216H96V215H92ZM110 216V214L108 215V218H110V221L112 220V218L111 217H109ZM4 217V218H3ZM34 217V218H33ZM50 217L52 218L51 220H50ZM60 217H63L62 219H64V220H62ZM81 217H83L84 218V220H83V222L81 221L82 219H81ZM103 217V216H102ZM102 217H100V218H102ZM105 217H107V216H105ZM153 217H155V218H153ZM8 218V219H7ZM14 218H16V220L18 221V218H19V221L18 222H21V223H13V220H14ZM46 218L47 219H49V220H47V223L45 222L46 221ZM93 218V219H92ZM91 218V216L89 217V221L91 222V224L89 225V227H83V228H86V231H88L89 233H91V231L93 232V233H98V224L96 223L97 222V220L98 219H100V218H98V216H96V217H92ZM94 218H98L97 220L95 219L94 220ZM2 219H7V221H4V220H2ZM9 219H11V221H9ZM24 219H26L25 221L27 222L28 221V223H26L25 221H24ZM42 219H44V220H42ZM78 219H80V220H78ZM22 220V221H21ZM39 220V222H37ZM41 220H42V223H41ZM53 220V221H52ZM109 219H106L105 220V222L107 223V225L110 223L109 221H108ZM4 221V222H3ZM16 221V222H17ZM45 223H44V222ZM63 221V222H62ZM78 221H80V226L79 225H77L78 224ZM89 221H88V223H89ZM12 222V223H11ZM49 222H51V223H49ZM86 222V223H85ZM100 222H102V223H99V225H101V224H103L104 222L103 221H100ZM2 223H5V226L6 225H8V224H10V225H8V226H2V225H4V224H2ZM8 223V224H7ZM75 223H76V225H75ZM105 223V224H106ZM15 226H14V225ZM24 224H25V227H24ZM27 224V225H26ZM40 224V225H39ZM62 224V225H61ZM104 224V225H105ZM14 227H16V230L18 229H20V227L22 228V229H24V230H22V229H20V230H22V231H24V233H22L21 231H19V233L20 234H23L24 236H20V234H18V230H17V233L16 234H14L15 235V237H13L14 235H13V233H15L16 231H15V228L14 229H11V228H13V226ZM18 225V226H17ZM49 225V226H48ZM51 225V226H50ZM157 225V226H156ZM36 226V227H35ZM41 226V227H40ZM79 226V227H78ZM106 226V225H105ZM5 227V228H4ZM9 227V228H8ZM216 228H218L217 226H215ZM8 228V229H7ZM31 228V229H30ZM36 228V229H35ZM74 228V229H73ZM161 228V229H160ZM169 228L172 230V228L175 230V231H179L178 233L177 232H175V231H173V233H176V234H180V235H182V237L180 236H177V237H179V238H181V240H179L178 242H176L175 244H172V243H167V239L165 240L164 238H168V237H164V236H167V234H168V232H170L171 230H169ZM215 228V229H216ZM220 228H221V231H216V232H218V233H222L223 231H224V229H226L225 227H219L218 229L220 230ZM0 229V230H1ZM4 229H7V231H6V234H5V230ZM25 229H28L27 230V233H28V235H27V233H26V230ZM45 229V230H44ZM65 229V230H64ZM79 229V230H80ZM222 229H223V231H222ZM8 230H11V234H9V232H8ZM30 230L31 231H35V233L36 234H34V232H31V233H29L30 232ZM78 230V231H79ZM162 230V231H161ZM167 230H169V231H167ZM85 231V232H86ZM172 231H171V233H172ZM8 232V233H7ZM60 232H61V234H60ZM73 232V233H72ZM180 232H182V233H180ZM185 234H184V233ZM2 233H4L5 234V236L4 235H2ZM33 233V235L32 236H30L31 234ZM41 233V232H40ZM70 233H72L71 235H70ZM150 233V234H149ZM170 233V234H171ZM17 234H18V236H20V237H18L17 236ZM53 234H56V235H53ZM64 236H63V235ZM77 234V233H76ZM245 234H246V236H250V237H252V234H251V232L249 231V230H247V231H245ZM8 235H10V238L12 237V240L14 239L15 240V238L18 240V238H20V240H15V242H12L11 241V239L9 238V239H6V237H8ZM41 235V234H40ZM53 235V236H52ZM62 235V237L64 238H62V239H58L60 236ZM169 235V234H168ZM184 235V236H183ZM18 238H17V237ZM27 236V237H26ZM49 236V237H48ZM59 236V237H58ZM77 236V235H76ZM75 236V237H76ZM115 236V237H114ZM116 236H118V235H114V234H112V233H110L106 238L107 239H105V242H104V245H106L104 248H106L105 249V251L107 252L108 250L107 249H110L112 252H114V255H115V259H121L122 260V258L125 260H122L123 261V263L122 264H126V261H128V254L126 253V251H124L125 249H124V246L122 245L123 244V238L122 237H120V236H118V237H116ZM171 236H173V235H169V240H170V237ZM22 237V238H21ZM25 237L28 239L29 237H31V238H29V240H31V241H28L27 242V240H25ZM34 237V238H33ZM40 237L41 236H39V238L38 239H40ZM111 237V238H110ZM188 237V239H186V238ZM2 237H0V239H1ZM24 238V239H23ZM45 238V237H44ZM43 238V239H44ZM46 238V239H47ZM61 238V237H60ZM69 238V237H68ZM178 238V239H179ZM185 238V239H184ZM42 239V238H41ZM73 239H74V237H73ZM77 239V238H76ZM121 239H122V241H121ZM184 239V240H183ZM8 240V241H7ZM72 240V239H71ZM71 240H69L68 242L70 243H72V241ZM115 240H116V242H115ZM35 242L37 241L38 243H40V245H41V243H42V245H43V242H42V240H41V242H39L40 240H34ZM48 241H47V245L50 243H48ZM74 241L75 240H73V243H74ZM119 241H120V243H119ZM6 242V243H5ZM23 242V243H24ZM35 242L34 243H32L33 245H36V247L34 246L33 247V245L31 244V246L30 247H32L33 249H36L37 248V245H39V244H37V242H36V244H35ZM45 242V241H44ZM113 242H115L116 244H114L113 245ZM122 242V243H121ZM156 244H155V243ZM159 243V245H158V243ZM186 242V243H185ZM22 243V244H23ZM60 243H58V242H56L55 243V245L54 246H56L57 244H60ZM71 244V245H68V246H72L71 248H73L75 251L77 250V252L79 251L78 249H80L81 251L80 252H78L79 254H77V252H75V254L77 255V257H78V259H77V257H76V259L77 260H81L82 262H84V263H86V264H92V262L94 261V259L93 258H96V257H98L99 255H100V257L102 258V255L104 254V249H101L100 250V254L98 255V254H94L93 255V258H91V259H87L86 261H85V254H83V252L82 251H84V247L82 246V247H79L80 245H78V244H76L77 242H75V244L76 245H74V244ZM153 243H154V245H153ZM21 244V246L22 247H26L25 246V244H24V246ZM62 244V243H61ZM63 244H67L66 242H63ZM114 246V248L112 247V245ZM117 244H119V245H117ZM149 244H150V246H149ZM170 246V244H172L173 246H174V248H173V246H170L172 249L170 250L169 248V246ZM40 245H39V247H40ZM42 245H41V247H40V249H39V247H38V249L37 250H33L32 248V250L34 251V253L32 252V250H28V252L30 251V252H32V255H34V258L36 257V254L37 253H39V254H41V253H43V256L45 257L44 259H43V257L41 256V257H39L40 258V260L41 259H43L44 261H40L41 263H43L44 262V264H53V263H55V261H58L57 263H59V264H77L78 263V261L76 260V261H74L73 259V261L75 262H69L70 261V259H68L67 260V258H70V257H72V256H70V255H72V253L74 252V250L73 251H71L70 252V250H71V248L69 247H67V249L68 250H66L65 249V251H63V252H65V254L63 253V252H60L61 250H59V249H61V247L63 246V245H58V246H56L57 247V249H55L56 250V252L55 253H57V254H59V255H56L55 253H54V249H51V250H49L47 247H46V249H45V247H42ZM45 245V244H44ZM65 245H64V247L63 248H65ZM82 245H86V244H82ZM111 245V246H110ZM151 245H153L154 247L153 248H155V247H157V248H155L156 250H154V249H152V251H153V253L156 255H154L152 252H151V250H150V247H152ZM181 245V246H180ZM194 245H195V243H194ZM7 246H9L10 247V245H7ZM17 247H19L18 245H16ZM27 246V247H28ZM46 246V245H45ZM108 246V247H107ZM112 247V249L110 248V247ZM115 246H118V248L117 247H115ZM123 246V247H122ZM149 246V247H148ZM168 246V247H167ZM8 247V248H9ZM15 247V244H14V246H13V248ZM17 247H15L16 249H17ZM25 248V249H28V248ZM48 247H49V245H48ZM56 247H52V248H56ZM79 247V248H78ZM99 247V246H98ZM98 247H96V248H98ZM162 247V248H161ZM180 247V248H179ZM193 247H195V248H193ZM14 248V249H15ZM50 248V247H49ZM77 248V249H76ZM82 248V249H81ZM6 249H4V250H6ZM10 249V248H9ZM15 249V250H16ZM20 249V248H19ZM23 250H22V252H20V253H23V254H18L19 252L17 251V253L16 254H18L17 256H19V259H20V261H19V259L17 260V261H19L20 262V264L22 263V260H24L23 258L25 257V251H27V250H25L24 248H22ZM118 249V250H117ZM119 249H120V251H119ZM187 250V252H189V253H184V252H186V250ZM190 249V250H189ZM191 249L193 250V252H192V256H191ZM8 250V249H7ZM11 250H12V247H11ZM25 250V251H24ZM39 250V251H38ZM96 250L97 249H95V252H96ZM109 250V251H110ZM114 250V251H113ZM150 250V251H149ZM158 250V251H157ZM170 250V251H169ZM183 250H184V252H183ZM189 250V251H188ZM3 251V250H2ZM12 251H14V250H12ZM20 251V250H19ZM24 251V252H23ZM36 251V252H35ZM57 251H59V253L57 252ZM116 251V252H115ZM7 251H5V253H6ZM14 252H16V251H14ZM67 252V253H66ZM70 252V253H69ZM105 252V253H106ZM124 252V253H123ZM150 252V253H149ZM156 252V253H155ZM199 252L202 254V256H201V258H202V260H201V258L199 257V260L201 261V262H197V264H200V263H204L205 261L204 260H206V264H208V259L210 260L209 261V264H225L226 263V258H224L225 259V262H224V260L222 259L221 260V258L220 257H216V256H214L215 255V252L213 251V250H211V249H208V248H202V249H200L199 250ZM214 252V253H213ZM0 253H1V250H0ZM45 253V254H44ZM84 253H85V251H84ZM208 253V254H207ZM258 253H260V252H258ZM3 254V252L1 253V255ZM26 254H28L27 256H31V257H33L32 255H31V253L29 254V253H26ZM47 254V255H46ZM74 254V253H73ZM74 254V255H75ZM154 255L155 257H153L152 255ZM194 254V255H193ZM203 254H204V256H203ZM207 254V255H206ZM211 254H212V256L214 257V259L212 258V260H211ZM0 255V256H1ZM24 255V256H23ZM61 255V256H60ZM75 255V256H76ZM83 255H84V258L85 259H83ZM151 255V256H150ZM160 256V258H158L159 256ZM164 255H167V256H165L164 257ZM187 255H188V257H187ZM5 256V255H4ZM39 256V255H38ZM48 257V259H49V257L50 258H54V260L53 259H47V257ZM53 256V257H52ZM58 256H60L59 258H58ZM63 256V257H62ZM146 256H150L148 259H146L147 257ZM158 256V257H157ZM185 256V257H184ZM195 256V257H194ZM205 256H208V257H205ZM2 257V256H1ZM0 257V264H2L3 262H5L6 260H8V259H6V257H8L7 255H6V257H4L3 259H6L5 261H3L2 262V258ZM14 257H16L15 256V254H14ZM117 257V258H116ZM120 257V258H119ZM153 257V258H152ZM167 257V258H166ZM197 257V258H196ZM21 258H22V260H21ZM38 258V257H37ZM65 258V260H63V259ZM75 258V257H74ZM133 258H135V259H133ZM150 258H152V259H150ZM154 258H156V259H154ZM165 258V259H164ZM193 258V259H192ZM203 258H206V259H203ZM10 259V258H9ZM16 259H17V257H16ZM47 259V260H46ZM83 259V260H82ZM127 259V260H126ZM133 259V260H132ZM154 259V260H153ZM161 260V262H159L158 260ZM165 261H163V260ZM171 259H173L172 261H171ZM177 259H178V262H177ZM184 259H185V261H184ZM188 259H187V261H186V263H188ZM194 259H195V261H194ZM236 259V258H235ZM234 259V261L233 262H230V264H240L239 262H237L236 260ZM13 260H15V258H13ZM12 259L10 260V262L9 261H7V262H9L8 264H12L14 261H13ZM32 260V259H31ZM36 260L37 259H33V261H35V263H37L36 262ZM53 260V261H52ZM63 260V261H62ZM93 260V261H92ZM102 260H104V259H102ZM152 260V261H151ZM180 260V261H179ZM198 260V261H199ZM218 260L220 261V263L218 262ZM15 262L16 264H18V262ZM32 261V262H33ZM62 261V262H61ZM92 261V262H91ZM118 261V260H117ZM170 261V262H169ZM176 261V262H175ZM229 261V260H228ZM120 262V261H119ZM163 262V263H162ZM167 262V263H166ZM173 262V263H172ZM175 262V263H174ZM211 262V263H210ZM218 262V263H217ZM6 263V262H5ZM4 263V264H5ZM35 263H32V264H35ZM39 263V262H38ZM84 263H82V264H84ZM118 263V262H117ZM121 263V262H120ZM7 264V263H6ZM23 264V263H22ZM31 264V263H30ZM119 264V263H118ZM226 264H229V262L228 263H226ZM242 264V263H241Z\"/></svg>", "mask_w": 264, "mask_h": 264}]
</instances>
